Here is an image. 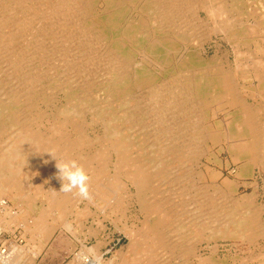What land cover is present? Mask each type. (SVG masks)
<instances>
[{
    "label": "rangeland",
    "instance_id": "obj_1",
    "mask_svg": "<svg viewBox=\"0 0 264 264\" xmlns=\"http://www.w3.org/2000/svg\"><path fill=\"white\" fill-rule=\"evenodd\" d=\"M1 1V3H0V6H1V8H0V24L1 25H3L2 24V21L3 20H1V18L3 19L4 18V16L7 14V17L5 16V18L4 19H6V20H16L18 17L21 19H19V20H16V21H18V24L21 26V24H24V20H22L23 18H24V16L25 15H23V14H26V13H20L19 11H16L17 9L19 10V8H21L22 6H20L19 4H23L24 6V8H23V12H28L26 15H28L29 13L32 15V14H35V13H33L32 12V10H33V8L35 7V6H37L38 4H37V2H39V0H37V2L35 1V0H27L25 3H22V0H15V1H13V0H0ZM13 1V2H12ZM18 1V2H17ZM19 1H21V2H19ZM32 1V2H31ZM53 1H55V0H53ZM51 2L50 0H47L46 2H48V4H46V5H56V4H59V0H56L57 2ZM97 1V2H96ZM111 0H89L88 2H85V4L87 5H84L83 6V8H84V10H83V12H81V13H78V15L77 16H75L76 15V13L73 15V16H75V17H77V20H76V18H75V21L73 22V18L74 17H71L72 18V20H71V23H73V24H71V25H57V24H59L60 23V19H58V17H59V15L57 14V13H55L54 15H55V18L58 20V21H56V19L55 18H53L54 17V15L52 14L51 16H50V19L49 18H47L46 20H45V22H44V24H43V22H41L42 20L40 19V16L39 15H35V17H33L32 18V16L29 14V17H30V20H31V23H30V25H29V28H30V30L28 31L27 29H25L24 31H22V29H21V33H20V30L17 32V31H15V34L16 33H20L22 36H23V33H27V34H25V36L26 35H29V36H27V37H22L20 34L18 35H15L14 37H15V40H14V42H12L13 44V46L14 47H12V46H10L11 48H13L14 49V51H13V49H12V52L11 51H9L10 49H9V47L8 46H5L4 44H0V77L1 76H5V77H1V79H0V110H2V111H0V113H1V115H0V131L1 130H3L0 134V137L2 138L3 136V138L1 139L0 138V157L2 156V154H4L5 153V151L7 150V148H8V146L13 142V140H14V138H12V135H13V137L17 134V132H18V130L16 129V125H14V123H12L11 122V120H10V118H9V116H8V114H10L9 113V111H6V113H5V107H7V106H9L10 107V111H18V106L20 107V110L22 111L23 110V112L21 113V118H23L21 121L23 122V123H28V125H30L29 127L31 128V129H34V130H37V131H39V132H45L46 130H47V128H51V126H54V124L58 121V124H60V123H62V125L61 126H59L60 127V131H59V133L60 132H63L64 134H67V135H69V134H71L72 132V130H71V128L72 127H70V126H72V124L74 123V122H76V123H78V124H80L81 126H82V128L81 129H83V130H81V132L83 133V134H85L86 136H87V138H89V139H95V138H98L97 136H99V138H100V140H105L104 138V132L103 131H105V129H106V127H110L112 124H110V122H109V119H122V120H120L119 122L120 123H123V125L122 126H124V127H121V129L123 128V130L124 129H127L128 127H130L127 131H126V133L128 134L129 133V135H130V142L133 140V142H135V140L137 139V138H139V140L137 141L136 140V142L139 144H137V146H135V149L133 150V152H132V156L131 157H136L137 155H139L138 157L140 158L141 157V159H143V158H145V157H148V156H150V153H152L153 154V151H155L156 149H157V147L159 146V145H162V139H163V141H165V142H169V137H167V135H170L171 134V132H168V134L167 135H163V134H160V131H159V129L156 127V124L157 123H155L156 121H157V117L152 113V114H147V112L145 111V110H143V109H145V108H147L146 106H145V108H144V106H143V103H144V99L143 98H148L149 96H150V94L154 91V88L153 87H156L157 85L158 86H161V85H165V87L163 86L162 88L164 89H170L171 91H172V93H173V95L174 96H176V97H178V99L179 100H181V103L182 104H180V101H179V105H180V107L182 106L183 107V109H185L184 110V115H185V117H184V119H182L181 117H177L178 115L176 114L175 115V113L173 114V113H171V112H168L166 115H168V116H166L167 118H168V121L166 122L169 126H168V129L169 130H171V128H172V126H171V124H173L174 123V120H175V118L174 117H176L177 119H176V123H179L180 122V120L181 121H183V122H185L184 124L182 123H180L181 125L179 126V128H180V131L184 134L183 136H180V134L182 135V133L180 132V133H177L178 132V129L176 130V128H175V126L172 128L173 129V131H174V134H176L175 136H177V135H179L178 136V138H184L183 140L182 139H178L177 141H175L176 142V144L178 145V146H180V144L182 145L181 147H183V148H185L188 144H189V142L187 141V140H190V142H191V144H190V147L189 148H186V150H187V152L189 153V154H192V153H194L193 155H195V157H198L197 158V162H198V164L199 165H201V163H202V167L203 166H206V168H207V172L209 173V175L207 174L206 176V179H207V181H208V184H210V186H211V188H214V187H216L217 188V186H221V183H226V187L224 188L225 189V194H220V196H219V194H217L216 192H213L212 191V189H211V196H213V197H215V199L217 200H221V198L223 199L224 197H225V199H226V201L228 202H230L231 201V199L232 198H238L239 199V197L240 198H242V197H244V196H249L250 194L249 193H252L251 194V196L254 198V201H255V204H257V207L258 206H260V208L261 209H263L264 207H262L263 205H264V173H262V172H264V169H262L261 167L259 168V165H260V163H258L259 165H257V167L254 165V164H252L250 167L251 168H249L248 169V167H247V169L245 170V168H243L244 166L243 165H245V163H246V161L248 160V159H246V156H242V158H241V156H235V154L233 153V149H232V144H230V143H232V141H234V140H229L228 138V140L229 141H227V139H226V137H228V136H226V134L228 133V130H227V126L226 125H228V123H231V121H232V123L235 121V122H237V123H239V121L238 120H240L241 118H240V115H241V113H239L238 114V112H240V110L238 109L237 110V108H235V107H233V106H229V105H226V104H222V105H220L219 106V104H218V102H216L217 100L218 101H220L221 100V98H216L217 97V95H218V97H220L221 95L223 96V95H225V94H223L224 93V91H223V88L220 86V83L218 82L219 81V79L223 76V74H226L227 72H228V74H229V72H230V74L229 75H231V78H234L235 76L237 77L238 76V78H234V79H231V81H234V83H237V84H234L233 82V84L235 85H233V87H234V90L236 91L235 93H237L240 97L239 98H241V100L242 101H245V103L246 104H252V105H254V106H256V104H257V106H259V105H261L262 103L264 104V94H259L260 92H264V38H263V36H264V1L263 0H248L247 1V3L246 4H241L242 5V7H240V8H237L236 9V12L237 13H240V16H238L240 19H241V24H243L244 26H247V27H250V26H255L256 27V29H255V32H251V33H248L247 35H246V33L244 32V31H235V33L233 32V34L232 35H225V34H222L221 35V33H223V32H220V31H218V28H220L221 26H223V24H221L220 22V18H212V20H211V17H208L207 15H206V13H205V11L204 10H199V11H195L194 9H193V11H191L192 9V7H191V5L189 6V5H187V8H189V9H187L186 8V6L185 5H183V9H182V12H184L185 11V13H183L182 15H180V16H170V18H173L172 20L169 18V17H165V19L168 21V23H170V24H168V29H169V32H167V33H163L160 29H161V26H159V25H157L156 23L157 22H155L154 20L156 19V16L158 15V14H154L153 12H156L157 13V11H155L154 10V0H112V2H110ZM115 1V2H114ZM196 2L197 1H199V0H195ZM249 1H251V2H249ZM263 1V2H262ZM8 2V3H7ZM10 2V3H9ZM36 2V4H35V6H33V4ZM45 2V3H46ZM73 2H75V1H73ZM95 2V3H94ZM127 2V3H126ZM131 2V3H130ZM195 2V3H196ZM228 2V0H225V3H227ZM229 2H230V0H229ZM257 2H260V3H258L257 4ZM261 2H262V4H261ZM18 3V4H17ZM31 3V4H30ZM90 3V4H89ZM104 3V4H103ZM113 3H114V5H113ZM116 3V4H115ZM129 3V4H128ZM141 3V4H140ZM143 3V4H142ZM150 3V4H149ZM214 3V2H213ZM257 5H256V4ZM5 4V5H4ZM17 4V5H16ZM25 4H27L28 5V7L29 6H31L32 7V9H31V7L30 8H28L27 7V5H25ZM84 4V3H83ZM107 4V5H106ZM109 4V5H108ZM137 4V5H136ZM145 4V5H144ZM13 5V6H12ZM15 5V6H14ZM18 5H19V7H18ZM52 5V6H53ZM131 5V6H130ZM247 5H249L248 6V8H247ZM251 5V6H250ZM255 5V6H254ZM262 6V9H261V6ZM4 6H5V9H4ZM93 6V7H92ZM103 6V7H102ZM106 6V7H105ZM130 6V7H129ZM133 6V7H132ZM138 8H136V7ZM142 8H141V7ZM147 6V7H146ZM150 6H151V8H150ZM189 6V7H188ZM245 6V7H244ZM257 6V7H256ZM13 7H15V8H13ZM27 7V8H26ZM95 7V8H94ZM112 7V8H111ZM119 7V8H118ZM143 7H146V9L145 8H143ZM148 7H149V10H148ZM251 7L252 8H254L255 9V12L256 13H254V9H251ZM258 7H260V8H258ZM86 8V9H85ZM90 8V9H89ZM105 8H107V9H105ZM111 8V9H110ZM124 8V9H123ZM128 8V9H127ZM184 8H186V9H184ZM243 8H245V9H243ZM4 9V10H3ZM9 9V10H8ZM28 9V10H27ZM91 9H93L94 11H92ZM110 11H109V10ZM151 9V10H150ZM7 10V11H6ZM27 10V11H26ZM31 10V11H30ZM60 10H61V12H63V8L61 9L60 8ZM104 10V11H103ZM118 10H120L119 12H118ZM145 10V11H144ZM249 10V11H248ZM261 10V11H260ZM9 11V12H8ZM30 11V12H29ZM91 12V14H90V12ZM101 11V12H100ZM115 11V12H114ZM141 11V12H140ZM152 11V12H151ZM242 11V12H241ZM263 11V12H262ZM92 12H94V13H92ZM97 12V13H96ZM104 12V13H103ZM118 12V13H117ZM121 12V13H120ZM190 12V13H189ZM193 12V13H192ZM247 12V13H246ZM262 12V13H261ZM10 15H9V14ZM12 13H17L16 15L14 14H12ZM83 13V14H82ZM85 13H86V15H85ZM103 13V14H102ZM106 13H108V14H106ZM120 13V14H119ZM125 13V14H124ZM136 13H138L137 15H136ZM142 13V14H141ZM152 13V14H151ZM187 13V14H186ZM197 13V15H195ZM261 13V14H260ZM102 14V15H101ZM128 14V15H127ZM141 14V15H140ZM147 15V16H144V15ZM190 14V15H189ZM194 14V15H193ZM198 14H199V16H198ZM204 14H205V16H204ZM247 14H248V16H247ZM253 14V15H252ZM254 14H256L255 16H254ZM257 14H259V15H257ZM3 15V16H2ZM17 15H19V16H17ZM98 15V16H97ZM104 15V16H103ZM119 15V16H118ZM140 15V16H139ZM150 15V16H149ZM152 15V16H151ZM189 15V16H188ZM193 15V16H192ZM246 15V16H245ZM252 16V18H250L251 16ZM261 15H263V16H261ZM17 18H16V17ZM22 16V17H21ZM82 18H81V17ZM91 16V17H90ZM100 16V17H99ZM114 18H113V17ZM137 16H138V18H137ZM142 16V17H141ZM190 16H192V17H190ZM204 16V17H203ZM54 19H52V18ZM64 17V19H65V16H62V18ZM78 17H80V19L78 18ZM84 17V18H83ZM102 17H104V18H102ZM116 17V18H115ZM140 17V18H139ZM144 17V18H143ZM158 17V16H157ZM199 18V20L197 19H195V18ZM206 17V18H205ZM238 17H236V18H232V19H238ZM242 17V18H241ZM248 17V18H247ZM260 17V18H259ZM60 18V17H59ZM89 18V19H88ZM106 18V19H105ZM109 18V20H107ZM113 18V19H112ZM125 18V19H124ZM133 20H132V19ZM134 18H136L135 19V22H134ZM146 18H149V19H146ZM191 18H194V20L193 19H191ZM203 20H202V19ZM245 18V19H244ZM257 18V19H256ZM263 18V19H262ZM38 20V25H37V20ZM49 19V20H48ZM85 19V20H84ZM112 19V20H111ZM116 19L118 20V21H116ZM128 19H130V20H128ZM137 19L139 20V21H137ZM143 21H142V20ZM158 19V18H157ZM156 19V20H157ZM177 19H179L178 21H176ZM185 19V20H184ZM200 19H201V21H200ZM209 19V20H208ZM216 21H215V20ZM32 20H34V21H32ZM39 20H40V22H41V24H40V22H39ZM79 20H80V23H79ZM83 20V21H82ZM90 20V21H89ZM97 22H96V21ZM103 20H104V22H103ZM108 21V22H105V21ZM141 20V21H140ZM147 20H149V22H146ZM196 20V21H195ZM214 20V21H213ZM239 20V19H238ZM246 20V21H245ZM50 21H51V23H54L53 25L50 23ZM95 22V23H93V22ZM111 21V22H110ZM136 21H137V23H136ZM180 21H182V22H180ZM188 21H193V22H197V27H192L191 25L189 26H187V28H186V26H185V22L187 23ZM202 21H206V22H202ZM208 21V22H207ZM255 21H257V22H255ZM260 21V22H259ZM20 22H21V24H20ZM33 22V23H32ZM35 22V23H34ZM56 22H58L57 24H56ZM90 22V23H89ZM115 22H116V24H115ZM118 22H120L119 24H118ZM135 24H134V23ZM139 22V23H138ZM143 23V25L141 24V23ZM152 22V23H151ZM182 23V24H180V23ZM184 22V23H183ZM198 22L200 23V24H198ZM217 22V23H216ZM235 22H237V21H235ZM74 23H75V25L77 26H75L74 25ZM78 23V24H77ZM84 23H85V25H84ZM87 23V24H86ZM99 23V24H98ZM132 23V24H131ZM154 23V24H153ZM177 23V24H176ZM178 23H179V25H178ZM202 23V24H201ZM214 23H215V26H214ZM238 23V22H237ZM250 23V24H249ZM256 25H255V24ZM260 24V26H259V24ZM79 24H81V25H79ZM94 26H93V25ZM104 24V25H103ZM111 26H110V25ZM131 24V25H130ZM145 24H146V26H145ZM149 24V25H148ZM207 24L209 25V26H207ZM0 25V34H1V31H2V28H4V25H3V27ZM35 25H37L38 26V28L37 29H35V30H32V29H34V26ZM41 26V28H39L40 26ZM47 25V26H46ZM53 26V28H52V26ZM72 25H74V26H72ZM78 25L80 26V29L78 28ZM87 25V26H86ZM106 25H108L109 27H107ZM113 25V26H112ZM123 25V26H122ZM129 25H130V27H129ZM162 25V24H161ZM170 25V26H169ZM182 25V27L183 28H186V30L185 29H183L182 27H180ZM204 26V29L202 28L203 26ZM249 25V26H248ZM20 26H18V27H20ZM51 26V27H50ZM58 26V27H57ZM82 26V27H81ZM92 26V27H91ZM104 26L105 27H107L108 29V31H110V32H108L107 30H106V28H104ZM118 26V27H117ZM127 28H126V27ZM134 28H133V27ZM145 26V27H144ZM148 26V29L146 28ZM151 26L152 27H154V28H151ZM166 26V25H165ZM201 26V27H200ZM206 26V27H205ZM211 26V27H210ZM213 26H214V28H216V31H214V32H208V35L206 34V36L208 37V39L207 40H205V42H204V47H202V45L199 47V45L197 44V43H195V41L197 42L198 40H199V38H200V36H201V32H205L206 30L208 31V30H210L211 28L213 29ZM2 27V28H1ZM42 27L43 28H51V29H53L54 30V28L55 29H60L61 28V30L63 31V33H65V32H68V33H65L66 35H70L71 37V39H70V42L69 43H71L70 44V46H69V48H65V47H67L66 45H65V43L62 41V42H60V40L57 38V37H59V36H61V35H59V36H57L55 39H49L50 37H49V35H48V32H44V30H42ZM64 27L66 28H69L68 30L71 32L70 34H69V31L68 30H64ZM73 27V28H72ZM90 28V29H88V28ZM103 28V31L101 30L102 28ZM114 27V28H113ZM209 27V28H208ZM260 27H261V29H260ZM263 27V28H262ZM16 28V27H12L11 29L12 30H14V29ZM32 28V29H31ZM35 28H36V26H35ZM76 28V29H75ZM85 28H86V30H85ZM99 28V29H98ZM113 28V29H112ZM123 28V29H122ZM131 28V29H130ZM133 28V29H132ZM140 28V29H139ZM146 28V29H145ZM172 28H174V29H172ZM190 28H192V29H190ZM198 28H200V29H198ZM9 29V28H8ZM72 29H73V31H72ZM98 31L97 33H96V31ZM121 29L122 30H124V31H122V32H126V33H122V34H120L121 33ZM143 29V30H142ZM150 29V30H149ZM182 29V30H181ZM197 29H198V32H197ZM203 29V30H202ZM259 29V30H258ZM36 30H38V31H36ZM40 30H42L41 32H43L42 34H41V32H40V34L38 35V33H39V31ZM47 30V29H46ZM78 30V31H77ZM85 30V31H84ZM92 30V31H91ZM119 30H120V32H119ZM137 30H139L138 32H137ZM141 30V31H140ZM150 32H149V31ZM176 30V31H175ZM191 30V31H190ZM257 30V31H256ZM9 32H8V36H12V34H11V31L10 30H8ZM34 31V32H33ZM82 31V32H81ZM102 33H101V32ZM154 31V32H153ZM159 31V32H158ZM182 31V32H181ZM207 31L205 32V33H207ZM84 32V33H83ZM89 32H91V33H89ZM109 34H108V33ZM118 32H119V34H118ZM130 32V33H129ZM137 32V33H136ZM141 32V33H140ZM148 32V33H147ZM177 32V34H175ZM195 32H197V33H195ZM237 32V33H236ZM256 32H258V33H256ZM260 32H262L261 33V37L259 36L260 35ZM62 33V32H61ZM60 33V34H61ZM72 33H74L73 35H71ZM76 33H77V35H76ZM83 33V34H82ZM88 33V34H87ZM108 34V36H107V34ZM113 33H116L115 35L113 34ZM134 33V34H133ZM151 33V34H150ZM170 33V34H169ZM172 33V34H171ZM180 33V34H179ZM213 33V34H212ZM219 33V34H218ZM241 33V34H240ZM243 33V34H242ZM254 33V34H253ZM257 34V36H256V34ZM48 35V36H45V35ZM82 34V35H81ZM85 34H87L86 36H85ZM100 34L102 35V37L100 36ZM131 34V35H130ZM167 35V37H166V35ZM209 34H211V35H209ZM218 34V35H217ZM235 34H237V35H235ZM41 35V36H40ZM78 35L80 36V37H78ZM91 35V36H90ZM94 35V36H93ZM97 35V36H96ZM119 35V36H118ZM123 37H122V36ZM130 35V36H129ZM160 35V36H159ZM200 35V36H199ZM202 35H203V33H202ZM251 35H253V36H251ZM39 36V37H38ZM87 36H89V38L87 37ZM106 36H107V38H109V39H107L106 38ZM128 38H127V37ZM141 36H143V37H141ZM151 36V37H150ZM157 36V37H156ZM162 36V37H161ZM169 36H174V37H170V38H168ZM183 36H185L186 38L184 39L183 38ZM191 36L192 37H195V38H191ZM245 36V37H244ZM21 37H22V41H20L21 40ZM33 37V39H31ZM37 37H38V39H37ZM91 37V38H90ZM93 37V38H92ZM99 37V38H98ZM122 37V38H121ZM150 37V38H149ZM153 37V38H152ZM156 37V38H155ZM163 37H166V38H163ZM197 37V38H196ZM210 37V38H209ZM225 37H227V38H225ZM239 37V38H238ZM242 39H241V38ZM257 37V38H256ZM24 38H27L28 40H23ZM42 38L44 39L43 41H42ZM59 38H61L62 39V37H59ZM72 38H74V39H72ZM80 38V39H79ZM83 38V39H82ZM88 38V39H87ZM112 38H117L116 40H117V42H118V44L117 43H115L116 42V40L114 39H112ZM175 38V39H174ZM191 38V39H190ZM219 38V39H218ZM226 40H225V39ZM232 38H233V40H232ZM238 38V39H237ZM244 38V39H243ZM247 38V39H246ZM259 38H260V40H259ZM18 39V40H17ZM31 39V40H30ZM36 39L38 40V43L36 42ZM49 39V40H48ZM84 40V41H82V40ZM85 39L87 40V41H90V42H86L85 41ZM92 39H94V40H92ZM120 39H122V41L120 40ZM124 39V40H123ZM150 39H159L158 41H160L162 44L163 43H165V44H163V45H167V44H170V45H167L168 46V49L170 50L169 52L168 51H166L165 49H163V48H161V46H159L158 44H156V45H154V46H152L151 44H150ZM164 39V40H163ZM168 39V41H170V42H172V44L171 43H169L168 41H166ZM189 41H188V40ZM193 39H195V40H193ZM210 39V40H209ZM253 39V40H252ZM53 40V41H52ZM74 40H75V42L76 43H80V44H77V45H75L76 43H73L74 42ZM109 40V41H108ZM110 40H111V42H110ZM113 40V41H112ZM128 40V41H127ZM129 40H130V42L132 43V46H130V44H129ZM133 40H135V41H133ZM149 40V41H148ZM162 40L164 41V42H162ZM172 40V41H171ZM175 40V41H174ZM178 40V41H177ZM182 40H183V42H182ZM227 40H228V43H227ZM230 40V41H229ZM244 40V41H243ZM249 40V41H248ZM27 41H28V43H27ZM40 41V42H39ZM60 43H59V42ZM72 41V42H71ZM78 41V42H77ZM82 41V42H81ZM95 43H94V42ZM146 41V42H145ZM191 41H193V42H191ZM212 41V42H211ZM225 41V42H224ZM243 43H242V42ZM253 41H254V43H253ZM261 43H260V42ZM19 42H21V43H19ZM25 42V43H24ZM50 42H52V43H54V45L51 43L50 45L51 46H53L52 48L49 46V43ZM58 44H57V43ZM96 42H99V43H97L96 44ZM122 44H121V43ZM125 42V43H124ZM134 42V43H133ZM148 42V43H147ZM173 42H175V43H173ZM176 42H178L177 44H176ZM208 42V43H207ZM213 42H214V44H213ZM239 42V43H238ZM245 42V43H244ZM252 42V43H251ZM20 44L19 45V49H21V52L20 51H18L17 49L18 48H16L17 46V44ZM35 43H37V45H40V46H38V47H40L38 50H37V46H36V44ZM44 43V45L45 46H43L42 44ZM48 44V45H46V44ZM82 43H85V45H81ZM107 43V44H106ZM145 43V44H144ZM190 43H191V45H190ZM216 43V44H215ZM242 45H241V44ZM251 43V44H250ZM26 44H27V46H26ZM28 44H30L29 46H28ZM32 44V45H31ZM34 44V45H33ZM93 44V45H92ZM95 44V45H94ZM102 44V45H101ZM116 46H115V45ZM120 44V45H119ZM129 44V45H128ZM135 46H134V45ZM150 44V45H149ZM174 44V45H173ZM179 44V45H178ZM207 44V45H206ZM232 44H234L233 46H232ZM4 45V46H3ZM22 45V46H21ZM59 45V46H58ZM71 45L73 46V47H71ZM75 45V46H74ZM91 46V49L89 48L90 46ZM100 45V46H99ZM104 45H106L105 47H104ZM109 45V46H108ZM174 47H173V46ZM195 45H196V47H195ZM237 45V46H236ZM244 45V46H243ZM255 45H256V47H255ZM2 46V47H1ZM41 46H43V49H41L42 47ZM61 46V47H60ZM64 47V50L65 49H68L70 52L69 53H65V51L62 49L63 47ZM83 46V47H85V50L86 51H88V50H91V51H88V52H93V50H94V52H96V53H94L95 54V56H97V57H99V56H101V57H99V59L100 60H102V61H100L98 64H99V66H98V64H95V66H89L88 64H87V62L86 61H83V60H85L86 58H85V53H82V52H80V48ZM96 47V48H93V47ZM119 46V47H118ZM130 46V47H129ZM139 48H138V47ZM192 46V47H191ZM198 46V47H197ZM216 46H218V47H216ZM230 46L232 47V48H230ZM234 46H236V47H234ZM250 46V47H249ZM5 47V48H4ZM53 50V52H52V50H50V48ZM58 47V49H56ZM75 47V48H74ZM80 47V48H79ZM87 47V48H86ZM116 47V48H115ZM136 47V48H135ZM142 47V48H141ZM171 47V48H170ZM176 47V48H175ZM177 47H178V49H177ZM208 47V48H207ZM252 47V48H251ZM9 50H8V49ZM31 48V50H29ZM79 48V49H78ZM92 48H93V50H92ZM99 48V49H98ZM100 48H101V50H100ZM103 48V49H102ZM108 48V49H107ZM119 48V49H118ZM131 48V49H130ZM151 48V49H150ZM153 48H154V50H153ZM173 48V49H172ZM175 48V49H174ZM219 48V49H218ZM222 50H221V49ZM229 48H230V50H229ZM233 48H236V49H233ZM238 48V49H237ZM248 48V49H247ZM259 48H263V49H259ZM1 49H3V50H1ZM7 49V50H6ZM15 49H16V51H15ZM32 49H34V50H32ZM54 49H56V50H54ZM60 49H62V50H60ZM96 49H98V51L100 52L101 51V55L99 54V52L96 50ZM104 49H106V51L104 50ZM111 49V50H110ZM126 49H128L127 51H125ZM149 49V50H148ZM172 49V50H171ZM198 49H199V51H198ZM205 50V52H204V50ZM215 49V50H214ZM233 49V50H232ZM243 49V50H242ZM245 49V50H244ZM4 50L5 51H7V52H5V53H7V55H5V54H3V52H4ZM27 50V51H26ZM36 50V51H35ZM60 50V51H59ZM135 52H134V51ZM144 50V51H143ZM189 50V51H188ZM195 51L194 53H193V51ZM213 50L215 51V52H213ZM236 50V51H235ZM238 50V51H237ZM249 50V52H250V50L252 51V52H250V54L247 52ZM25 51V52H24ZM34 53H33V52ZM57 51H58V53H57ZM71 51H74V52H71ZM103 51V52H102ZM119 51V52H118ZM139 52L138 53V55H137V52ZM140 51H143L142 53L140 52ZM188 51V52H187ZM192 51V52H191ZM227 51V52H226ZM232 51L234 52L233 54H232ZM261 51V52H260ZM17 52H19V53H17ZM36 52L37 53H39V54H37V56H36ZM43 53V56H41L42 55V53ZM49 52V53H48ZM64 52V53H63ZM77 52V53H76ZM98 52V53H97ZM126 52V53H125ZM128 52V53H127ZM172 52H173V54H172ZM197 52V53H196ZM204 52V53H203ZM218 52V53H217ZM223 52V53H222ZM226 52V53H225ZM258 52H260V53H258ZM9 53H17L19 56L20 55H27V57L25 58V56H20V57H18V58H16L18 61H20V63H18V64H16V65H14V64H9V61H10V57H8V54ZM23 53V54H22ZM49 54V55H47V54ZM54 53V54H53ZM72 53V54H71ZM131 53V54H130ZM193 53V54H192ZM214 53H216L215 55H214ZM239 53V54H238ZM262 53H263V55H262ZM58 54V55H57ZM62 54V55H61ZM68 54V58L66 57V56H64V55H67ZM112 54H114L113 56V58H111V65L112 66H108L107 64H105L106 63V59H107V61L108 60H110L109 58L110 57H112L111 55ZM143 54V55H142ZM145 54V55H144ZM155 54V55H154ZM171 54V55H170ZM184 54V55H183ZM195 54V55H194ZM199 54V55H198ZM224 54V55H223ZM228 56H227V55ZM236 54V55H235ZM247 54V55H246ZM254 54L256 55V56H254ZM3 55H4V58H3ZM33 55V56H32ZM56 56L57 55V57H54V56ZM74 55V56H73ZM77 55V56H76ZM84 55V56H83ZM117 55H118V57H117ZM169 57H168V56ZM190 55V56H189ZM234 57H233V56ZM241 55H242V57H243V59H242V57H241ZM261 55V56H260ZM5 56H6V58H5ZM39 56V57H38ZM50 56V57H49ZM53 56V57H52ZM60 56V57H59ZM71 56V57H70ZM79 56V57H78ZM84 58H83V57ZM104 56H105V59H104ZM108 56V57H107ZM110 56V57H109ZM146 56V57H145ZM156 58H155V57ZM173 56V57H172ZM194 56H196V58L198 59V60H196L195 59V57ZM199 56V57H198ZM202 56V57H201ZM205 56V57H204ZM207 56V57H206ZM220 56V57H219ZM1 57H2V60H1ZM22 57V59H20ZM49 57V58H48ZM53 59H52V58ZM59 57V58H58ZM66 57V58H65ZM76 57V59H77V63L76 62H74L76 59H74ZM80 59H78V58ZM118 58V61H120L121 62V64H123L122 66V68L120 67V76L122 77V80L121 81H118V79L117 78H121V77H119L118 75H117V68H114V66L116 65V63L115 62H117L118 63V61H117V58ZM153 59H152V58ZM171 57V58H170ZM184 57V58H183ZM186 57H188V58H186ZM216 58L217 60H213V58ZM226 57H227V59H228V61H226L227 59H226ZM256 58L257 59V61H255L256 59H252V58ZM42 58V59H41ZM47 60H46V59ZM62 58H64V59H70V61L71 62H69V61H64ZM147 58V59H146ZM173 58V59H172ZM192 58V59H191ZM193 58H194V60H193ZM201 58V59H200ZM207 58V59H206ZM210 58V59H209ZM234 58H236V60L234 59ZM239 58H240V60H239ZM263 58V59H262ZM4 59H5V61H4ZM26 59V60H25ZM30 59H31V61L32 60H34V61H32V62H30ZM36 59V60H35ZM44 59V60H43ZM58 60V61H55V60ZM115 59V60H114ZM120 59V60H119ZM133 59V60H132ZM145 59V60H144ZM202 59H203V61H202ZM209 59V60H208ZM225 59V60H224ZM234 60V62H233V60ZM6 60H8V61H6ZM40 60H41V62H40ZM49 60V61H48ZM50 60H52V61H50ZM61 60V61H60ZM63 60V61H62ZM136 62H135V61ZM141 60H142V62H141ZM148 60H149V62H150V64H149V62H148ZM188 60V61H187ZM193 60V61H192ZM200 60V61H199ZM207 60V61H206ZM231 60V61H230ZM242 60V61H241ZM247 60V61H246ZM21 61H25V62H27V64H25V62L23 63V62H21ZM113 61V62H112ZM133 61H134V63H133ZM140 61V62H139ZM179 61V62H178ZM185 62V64L184 63H182V62ZM202 61V62H201ZM225 61V62H224ZM244 61H246L245 63H244ZM3 62H5V64L3 63ZM28 62H30V63H28ZM44 62V63H43ZM54 62V63H53ZM59 62H60V65H59ZM66 62H68V64L66 63ZM78 62H79V64H78ZM84 62V63H83ZM105 62V63H104ZM124 62V63H123ZM178 62V63H177ZM188 62V63H187ZM198 62H200L199 64H198ZM216 62H218V63H216ZM229 62V63H228ZM244 63V65L243 64H241L240 65V63ZM257 62H258V64H257ZM21 63H23V64H21ZM50 63L51 64H54V65H51L50 66ZM64 63V64H63ZM73 63V64H72ZM76 63V64H75ZM158 63V64H157ZM172 63V64H171ZM203 65H202V64ZM21 64V65H20ZM30 64H31V67H30ZM34 64V65H33ZM42 64V65H41ZM44 64V65H43ZM50 66V68H49V66ZM63 64V65H62ZM75 64V65H74ZM84 64H86V65H84ZM101 64V65H100ZM102 64H103V66H102ZM129 64H132V66L134 65V67L132 68V69H130V67H132L131 65H130V67H129ZM145 64H146V66H145ZM176 64H177V67H176ZM213 64H217V66H215L216 68L214 69V67L212 66ZM225 64V65H224ZM228 64V65H227ZM237 66H236V65ZM251 64H256L255 66L254 65H251ZM33 65V66H32ZM65 65V66H64ZM74 65V66H73ZM79 65H81V66H79ZM171 65V66H170ZM173 65V66H172ZM181 65H182V68H181ZM185 65V66H184ZM187 65V66H186ZM189 65H191L190 67H189ZM207 65H208V67H207ZM211 65V66H210ZM220 65V66H219ZM249 67H247V66ZM7 66V67H6ZM9 66V67H8ZM18 66V67H17ZM20 66V67H19ZM59 66V67H58ZM69 68V70H68V68ZM80 67V68H78V67ZM82 66H87V68L86 67H82ZM97 66V67H96ZM104 66L106 67V68H104ZM168 66V67H167ZM202 66V68H200ZM234 66H236V67H238V68H236V67H234ZM252 66H254V67H252ZM263 66V67H262ZM5 67V68H4ZM15 67V68H14ZM25 67V68H24ZM26 67H27V69H26ZM56 67V68H55ZM63 67V68H62ZM73 67H76L75 69L73 68ZM90 67H91V70H90ZM115 67H117V66H115ZM159 67V68H158ZM164 67H166V68H164ZM174 67V68H173ZM185 67V68H184ZM186 67H187V69H186ZM193 67V68H192ZM206 67V68H205ZM213 67V68H212ZM221 67H223V68H221ZM245 67V68H244ZM2 68H4V69H2ZM11 68H14L13 70L11 69ZM17 68H19V69H17ZM23 68V69H22ZM36 68H40V70L41 71H39V70H37ZM47 70H49V71H47ZM83 68H84V70L85 71H83ZM89 68V70H87ZM93 68V69H92ZM97 68V69H96ZM109 68V69H108ZM138 68V69H137ZM140 68V69H139ZM196 70H195V69ZM199 68V69H198ZM234 68V69H233ZM22 69V70H21ZM33 69V70H32ZM35 69V70H34ZM44 71H43V70ZM67 69V70H66ZM94 69H95V71H94ZM98 69H100V70H98ZM111 69H112V71H111ZM116 70L115 72H113L114 70ZM164 69V70H163ZM172 69V70H171ZM190 69L192 70V73H191V71H190ZM193 69L196 71H193ZM218 71H217V70ZM219 69H221V70H219ZM255 69V70H254ZM2 70V71H1ZM7 70H9V71H7ZM32 72H31V71ZM36 70H37V72H36ZM52 72H51V71ZM75 70L76 71H79L78 72V75H77V73L75 72ZM98 72H97V71ZM110 70V71H109ZM124 70H126V73L124 72ZM162 70V71H161ZM175 70H177L176 72H175ZM204 71V73L201 71V74L198 72V71ZM210 70V71H209ZM222 70L223 71H225V72H222ZM230 70V71H229ZM233 70L235 71L234 73H235V76H234V74H233ZM236 70H238V71H236ZM246 70H248V71H246ZM14 71H16V73L14 74L13 72ZM19 71V72H18ZM25 71H28V72H26L25 73ZM61 71V72H60ZM82 73H81V72ZM89 73H88V72ZM100 71V72H99ZM123 71V72H122ZM143 71V73H141ZM185 71V72H184ZM189 71V72H188ZM208 71V72H207ZM240 71V72H239ZM254 71V72H253ZM258 72V74H257V72ZM261 71V72H260ZM2 72V73H1ZM10 74H9V73ZM12 72V73H11ZM22 72H24V73H22ZM43 72V73H42ZM44 72H46V73H44ZM73 72H74V74L75 75H77L76 77H74L73 75ZM87 72V73H86ZM91 72V73H90ZM105 72H109L108 73V75H107V73H105ZM110 72H111V74H110ZM113 72V73H112ZM168 72H170V74L168 73ZM178 72V73H177ZM197 72H198V74H197ZM206 72V73H205ZM210 72V73H209ZM216 72V73H215ZM219 72L222 74H219ZM237 72H239V74H237ZM246 72V73H245ZM37 73V74H36ZM51 73H53V75L55 76H52V74ZM65 73V74H64ZM71 73H72V75H71ZM87 75H86V74ZM123 73V74H122ZM135 76V78H136V76H138L139 78L140 77H143L144 75H150L151 74V76H149V81L150 82H152L151 84H152V86H151V84H150V82L149 83H147V87L146 88H144V87H142V88H138V87H136L135 86V82H136V80H135V78H134V76L132 75V74ZM153 73V74H152ZM175 73V74H174ZM188 73V74H187ZM194 73V74H193ZM208 73V74H207ZM244 73V74H243ZM250 73V74H249ZM21 74V75H20ZM43 74H45V75H43ZM48 74V75H47ZM68 74V75H67ZM84 74V76H82ZM90 76H89V75ZM131 74V75H130ZM173 74V75H172ZM178 74V75H177ZM203 74H205L204 76H203ZM212 74V75H211ZM215 74V75H214ZM233 74V75H232ZM242 74V75H241ZM247 76H246V75ZM14 75H16V76H14ZM39 75V76H38ZM65 75V76H64ZM180 75V76H179ZM200 75H202L203 77H201ZM206 75H207V79L205 80V77H206ZM217 75V76H216ZM243 75H245V76H243ZM249 75V76H248ZM15 78H14V77ZM18 76V77H17ZM27 76H29V77H27ZM73 76V77H72ZM79 76H81V77H83V78H81V77H79ZM115 76V77H114ZM123 76H125V77H123ZM132 76V77H131ZM153 76V77H152ZM196 76H198V77H196ZM233 76V77H232ZM241 76V77H240ZM24 77H26V78H24ZM43 77H44V79H43ZM46 77V78H45ZM59 77V78H58ZM79 78V80H78V78ZM91 77V78H90ZM129 77H131V78H129ZM151 77H152V80H151ZM157 77V78H156ZM168 77V78H167ZM190 77H191V79H190ZM196 77V78H195ZM244 77V78H243ZM255 77V78H254ZM9 78V80L7 81L6 79H8ZM27 78H29L28 80H27ZM68 78V79H67ZM105 78V79H104ZM159 78V79H158ZM179 78H181V80L179 79ZM211 78V80H209ZM215 78V79H214ZM218 78V79H217ZM252 78V79H251ZM20 79V80H19ZM23 79V80H22ZM31 79H33V81L31 80ZM36 79H38V81L36 80ZM47 79V80H46ZM167 79V80H166ZM173 81H172V80ZM191 81H190V80ZM251 79V80H250ZM1 80H3V81H1ZM4 80H6L5 82H4ZM10 80H12V81H10ZM17 80H19V81H17ZM25 80V81H24ZM64 80H66L65 82H64ZM81 80H84V82L86 81H88L86 84L84 83V82H82ZM131 80V82H129ZM133 80H135V81H133ZM154 80V81H153ZM179 80V81H178ZM187 80H188V82H187ZM240 80V81H239ZM10 81V82H9ZM29 81H31V82H33V83H31V82H29ZM63 81V82H62ZM74 81V82H73ZM115 81H117V82H115ZM164 81V82H163ZM170 81V82H169ZM173 83H172V82ZM211 83V81H212V83L210 84L209 82ZM247 83H246V82ZM14 82V83H13ZM62 82V83H61ZM79 82V83H78ZM82 82V83H81ZM129 82V83H128ZM154 82H155V84H154ZM162 82V83H161ZM182 82V83H181ZM185 82V83H184ZM191 82V83H190ZM196 84H195V83ZM240 82V83H239ZM258 82V83H257ZM261 82H263V85H262V83ZM18 83V84H17ZM72 83V84H71ZM84 83V84H83ZM128 85H127V84ZM135 83V84H134ZM158 83V84H157ZM161 83V84H160ZM168 83V84H167ZM170 83V84H169ZM192 83H194L195 85H193ZM206 83V84H205ZM216 83V84H215ZM260 83V84H259ZM4 84V85H3ZM14 84V85H13ZM29 84V85H28ZM31 84V85H30ZM38 84H39V86H38ZM45 84V85H44ZM57 84V85H56ZM64 86H63V85ZM71 84V85H70ZM106 84H107V86H106ZM124 84V85H123ZM157 84V85H156ZM192 84V85H191ZM198 84V86H196ZM207 84H209V85H207ZM2 85V86H1ZM11 85H12V87H11ZM17 85V86H16ZM19 85V86H18ZM35 85V86H34ZM67 85H68V87H67ZM81 85V86H80ZM123 85V86H122ZM132 85V86H131ZM200 85V86H199ZM216 85V86H215ZM218 85V86H217ZM260 86V88H261V90H260V88H259V86ZM4 86V87H3ZM16 86V89L14 88ZM28 86V87H27ZM37 86V87H36ZM50 86H52V87H50ZM83 86V87H82ZM115 86V87H114ZM135 86V87H134ZM188 86V87H187ZM193 86V87H192ZM243 86V87H242ZM253 88H252V87ZM262 86V87H261ZM2 87V88H1ZM8 87V88H7ZM11 87V88H10ZM23 87H26L25 89L23 88ZM34 87H36V88H34ZM107 87H108V89H107ZM114 87V88H113ZM121 87H122V89H121ZM134 87V88H133ZM171 87H173V88H171ZM185 87H186V89H185ZM240 87V88H239ZM247 87V88H246ZM258 87V88H257ZM58 88V89H57ZM85 88V89H84ZM99 88H100V90H99ZM148 88V89H147ZM214 88V89H213ZM221 88V89H220ZM242 88V89H241ZM263 88V89H262ZM5 89V90H4ZM11 89H12V91H11ZM22 89V90H21ZM24 89V90H23ZM90 89V90H89ZM115 89V90H114ZM117 89V90H116ZM119 89V90H118ZM125 89V90H124ZM184 89V90H183ZM194 89V90H193ZM211 89H213V90H211ZM244 89H246V90H244ZM253 89V90H252ZM21 90V91H20ZM37 90V91H36ZM39 90H41V91H39ZM44 90H46V92L49 94H47V93H44L43 91ZM49 90V91H48ZM122 90V91H121ZM129 90V91H128ZM146 90V91H145ZM181 90V91H180ZM242 90H244V91H242ZM259 90H260V92H259ZM263 90V91H262ZM3 91V92H2ZM23 91V92H22ZM84 91V92H83ZM218 91V92H217ZM13 92V93H12ZM20 92H22V93H20ZM32 92V93H31ZM35 92V93H34ZM39 92V93H38ZM56 92V93H55ZM67 92V93H66ZM76 93L75 95L73 94V93ZM127 92V93H126ZM141 92V93H140ZM144 92V93H143ZM148 92V93H147ZM192 92V93H191ZM193 92H195V94L193 93ZM209 92H211V93H209ZM215 92V93H214ZM223 92V93H222ZM251 92H253V94L251 93ZM256 92V93H255ZM16 95H15V94ZM41 93V94H40ZM43 93V94H42ZM56 94V97L54 96L53 97V94ZM66 93V94H65ZM93 93H94V96H93ZM96 93H98V94H96ZM107 93V94H106ZM119 93H121V94H119ZM129 93V94H128ZM197 93V94H196ZM252 95H250V94ZM257 93H258V95H257ZM26 94H29V95H26ZM31 94V95H30ZM44 94H45V96H44ZM54 94V95H55ZM60 94V95H59ZM88 94H90V95H88ZM103 94H104V96H103ZM106 94V95H105ZM125 94V95H124ZM138 94V95H137ZM141 94V95H140ZM189 94V95H188ZM210 96V98H209V96ZM254 94H255V96H254ZM19 95V96H18ZM39 95V96H38ZM42 95V96H41ZM74 95V96H73ZM112 95V96H111ZM117 95V96H116ZM123 97V98H120L121 96ZM192 95V96H191ZM199 95V96H198ZM208 97H207V96ZM216 95V97H214V96ZM246 95V96H245ZM8 96V97H7ZM14 96H16L18 99H17V102H18V106L16 105H10V100L14 97ZM36 96V97H35ZM47 96V97H46ZM91 96L93 97V98H91ZM97 96H99L100 98H98ZM103 96V98H101ZM107 98H106V97ZM110 96V97H109ZM140 96V97H139ZM143 96V97H142ZM195 96V98H193ZM204 96H205V98H204ZM259 96V97H258ZM262 96V97H261ZM3 97V98H2ZM22 97V98H21ZM42 97L44 98V99H42ZM78 97V98H77ZM128 99H127V98ZM180 97V98H179ZM203 97V98H202ZM212 97V98H211ZM254 97V99L252 100V98ZM29 98H30V100H29ZM37 100H36V99ZM52 98V99H51ZM63 98H65V99H63ZM68 98H70V99H68ZM83 98V99H82ZM120 98V99H119ZM184 98V99H183ZM190 98V100H188V99ZM207 98H209V100L208 101H206L207 100ZM214 98H216V99H214ZM5 99V100H4ZM23 99L24 100H26L25 102L23 101ZM31 99H33V101L35 102H33V101H31ZM41 99L43 100V101H41ZM51 99V100H50ZM99 99V100H98ZM101 99H104V100H101ZM109 99H110V101H109ZM186 99V100H185ZM203 101H202V100ZM204 99H205V102H204ZM210 99H212V100H210ZM259 99V100H258ZM260 99H261V101H260ZM263 99V100H262ZM2 100V101H1ZM7 100V101H6ZM44 100L46 101V103L44 102ZM50 100V101H49ZM56 100V101H55ZM64 100V101H63ZM70 100H72L73 101V106H74V109L73 110H71L70 109V106H67V101L69 102ZM92 100V101H91ZM95 100H97V101H95ZM112 100V101H111ZM42 102V103H40V102ZM59 101V102H58ZM78 101V102H77ZM138 101V102H137ZM186 101V102H185ZM195 101V105H193L194 103H191V102H194ZM197 101V102H196ZM199 101V102H198ZM200 101H201V103H200ZM212 101H214V102H212ZM255 101V102H254ZM30 102H33L34 104H32V103H30ZM36 102L38 103V104H36ZM43 102H44V104H43ZM71 102V101H70ZM105 103V104H103V103ZM111 102V103H110ZM120 102V103H119ZM128 102L130 103V104H128ZM136 102V103H135ZM209 102V103H208ZM254 102V103H253ZM261 104H260V103ZM5 103H6V105H5ZM29 103V104H28ZM48 103V105H46ZM51 103V104H50ZM60 103H61V105H60ZM75 103V104H74ZM85 103V104H84ZM101 103V104H100ZM132 103H133V105L134 106H131L132 105ZM142 103V104H141ZM191 103V104H190ZM198 103V104H197ZM204 103V104H203ZM208 103V105H206ZM54 104H55V106H54ZM71 104V105H72ZM80 104V105H79ZM96 104V105H95ZM98 104H100L99 105V107H98ZM104 106H103V105ZM117 104V106H115V105ZM190 105V108H191V111H189V110H187V108L189 107L188 105ZM197 104V105H196ZM210 104V105H209ZM259 104V105H258ZM27 105V106H26ZM29 105V106H28ZM36 107H38V109L37 108H34L35 106ZM52 105V106H51ZM102 105V107H100ZM111 105H113V107L111 106ZM137 105V106H136ZM204 107H203V106ZM39 106H41V107H39ZM48 106H50V108L48 107ZM115 106V107H114ZM188 106V107H187ZM194 106V107H193ZM207 106V107H206ZM210 106V107H209ZM224 106V107H223ZM228 106H229V108H228ZM29 107V108H28ZM59 107V108H58ZM65 107H67V108H65ZM134 107H137V108H140V110H141V112L142 113H144V116L142 115H140L141 117H139V114L138 113H136L137 111H135V109H137V108H135L134 109ZM166 107V108H165ZM164 108L166 109V111H168L167 109H169L167 106H165ZM184 107H186V108H184ZM196 107L198 108V110L199 111H194L195 109H196ZM213 107V109H211ZM215 107H216V110H215ZM227 107V108H226ZM3 108V109H2ZM22 108V109H21ZM45 108V109H44ZM53 108H54V110H53ZM83 108V109H82ZM114 108V109H113ZM207 108H209V109H207ZM235 108V109H234ZM29 109H30V111H29ZM40 109V110H39ZM41 109H43V110H41ZM50 109H51V111H50ZM56 109V110H55ZM59 109H60V111H59ZM206 109H207V111H206ZM223 109V111H221ZM226 109H227V111H226ZM4 110V111H3ZM33 112H32V111ZM34 110H36V111H34ZM38 110V111H37ZM108 110V111H107ZM131 110H132V112H131ZM139 110V111H140ZM193 110V111H192ZM220 110V111H219ZM43 111V112H42ZM104 111V112H103ZM115 111V112H114ZM133 111H134V113H133ZM174 111V110H173ZM203 111V112H202ZM236 111V112H235ZM29 112H31V114H29ZM35 112V113H34ZM46 112V113H45ZM65 112H66V115H65ZM174 112H176V111H174ZM187 112H189L188 114H187ZM194 112V113H193ZM206 112H207V114H206ZM212 112V113H211ZM234 113V115L232 114V113ZM52 113H53V115H52ZM63 113V114H62ZM89 113V114H88ZM91 113V114H90ZM123 113V114H122ZM140 113V112H139ZM192 113V114H191ZM202 113H204L202 116H201V114ZM39 114H41V115H39ZM56 116H55V115ZM59 114H61V115H59ZM93 114V115H92ZM119 114V115H118ZM170 114V115H169ZM172 114V115H171ZM195 114L197 115V114H199V116L200 117H203V119H202V121H200V119L198 118L199 116H195ZM227 114V115H226ZM238 114V115H237ZM6 115V116H5ZM36 115V116H35ZM63 115V116H62ZM65 115V116H64ZM80 115V116H79ZM117 115V116H116ZM151 115V116H150ZM182 115H183V113H182ZM206 115V116H205ZM30 116V117H29ZM32 116V117H31ZM39 116V117H38ZM41 116H43V117H41ZM48 116V117H47ZM68 116V117H67ZM86 116H87V118H86ZM94 116H95V118H94ZM147 116H148V119H147ZM179 116H181V114L179 115ZM235 116V117H234ZM2 117H4V118H2ZM36 117V118H35ZM37 117L39 118V119H37ZM55 117V118H54ZM57 117V118H56ZM61 117H63V118H66V120H64L63 118V120L61 119ZM79 117V118H78ZM85 119H84V118ZM88 117H89V119H88ZM91 117V118H90ZM109 117V118H108ZM134 117V118H133ZM173 117V118H172ZM193 117H196V118H193ZM223 117H224V119H223ZM233 117V118H232ZM73 118V119H72ZM76 118H78V119H76ZM81 118H82V120H81ZM94 118V119H93ZM155 119V121H153L152 119ZM169 118H171V119H169ZM179 118V119H178ZM189 118H192V120H188ZM230 118V119H229ZM261 118V120H264V115L261 117V116H259V119ZM263 118V119H262ZM27 119V120H26ZM29 119V120H28ZM31 119H34V120H32V122L30 121ZM36 119V120H35ZM48 119V120H47ZM91 119V120H90ZM97 119H98V121H97ZM103 119H105V120H103ZM131 119H134V120H131ZM188 121H187V120ZM207 121H206V120ZM235 119V120H234ZM238 119V120H237ZM51 120V121H50ZM81 122H80V121ZM94 120V121H93ZM149 120H150V122H149ZM152 120V121H151ZM186 120V121H185ZM193 120H194V124L192 123L193 122ZM195 120H197V121H195ZM83 121H84V123H83ZM146 121H147V123H146ZM198 121H200V123L198 122ZM203 121H205V122H203ZM218 121H220V122H218ZM223 121H225V122H223ZM44 122V123H43ZM60 122V123H59ZM72 124H71V123ZM80 122V123H79ZM91 122H93V123H91ZM171 122V123H170ZM198 123V125L199 126H196V124ZM2 123V124H1ZM6 123V124H5ZM8 123H11V124H8ZM50 123V124H49ZM87 123V124H86ZM91 123V124H90ZM129 124V126L127 125V124ZM189 123H191V126H189L190 124ZM216 123L218 124L219 123V127L221 128H218V127H216V129H215V127L214 126H217L216 125ZM222 125H221V124ZM13 124V125H12ZM44 124V125H43ZM66 124V125H65ZM145 124V126H143ZM152 124V125H151ZM155 124V125H154ZM2 125V126H1ZM3 125H6V127L4 126L3 127ZM38 125V126H37ZM49 125V126H48ZM65 125V126H64ZM91 125V126H90ZM126 125V126H125ZM140 125H142V126H140ZM204 125V126H203ZM206 125H207V127H206ZM209 125H211V126H209ZM14 126V127H13ZM31 126H33V128L31 127ZM35 126H37V128H35ZM67 126V127H66ZM80 126V127H81ZM90 126V127H89ZM92 126H94V127H92ZM131 126H134V127H131ZM183 126H185V128H187L186 129V131H182L183 129L185 130V128L183 127ZM203 126V127H202ZM8 127V128H7ZM39 127V128H38ZM44 127H46V128H44ZM112 127V126H111ZM202 128V130H201V128ZM3 128V129H2ZM7 128V129H6ZM13 128V129H12ZM42 128V129H41ZM87 128H89V129H87ZM92 128V129H91ZM157 128V129H156ZM183 128V129H182ZM212 128H214V129H212ZM223 128V129H222ZM91 129V130H90ZM138 129V130H137ZM153 129H155V130H153ZM190 129L192 130H195V132H190ZM205 129H207V130H205ZM211 129H212V131H211ZM42 130V131H41ZM44 130V131H43ZM70 130V131H69ZM91 131V132H88V131ZM107 130V129H106ZM150 130V131H149ZM198 130V131H197ZM201 130V132L204 134H206L207 133V135H209L207 138H204V139H202L201 140V143H204V144H202L201 145V143H200V141H199V143H198V140L195 138H193V137H195L194 136V133H195V135H197L198 134V132ZM217 130H218V132H217ZM221 130V131H220ZM6 131V132H5ZM93 131V132H92ZM172 131V132H173ZM189 133H188V132ZM207 131V132H206ZM142 132V133H141ZM147 132V133H146ZM184 132H186V133H184ZM210 134H209V133ZM213 132V133H212ZM221 132V133H220ZM4 133V134H3ZM96 133V134H95ZM135 133V135H133V134ZM149 133V134H148ZM224 135H223V134ZM102 134V135H101ZM190 134V135H189ZM192 134H193V136H192ZM212 134V135H211ZM217 134V135H216ZM9 135V136H8ZM95 135V136H94ZM152 135V136H151ZM173 134H171L170 136H172ZM187 135H189V137L187 136ZM218 135H220L219 137H218ZM155 136L157 137V138H155ZM159 136V137H158ZM167 138H166V137ZM210 136H215L216 138V140L215 141H212L211 139H209L210 138ZM224 136V137H223ZM7 137V138H6ZM57 137H58V135H57ZM94 137V138H93ZM104 137V138H103ZM147 139H146V138ZM187 137V138H186ZM221 137V138H220ZM223 137V138H222ZM140 138H143V139H140ZM155 138V139H154ZM220 138V139H219ZM236 138H239V137H237L236 136ZM8 139V140H7ZM132 139V140H131ZM146 139V140H145ZM186 139V140H185ZM3 140V141H2ZM109 140H111V146H112V142L114 141V137H112L111 136V139H109ZM109 140L107 141V142H105V144L107 145L106 147H102V151L104 150V151H106L107 152V150L105 149V148H107L108 147V144H109ZM128 140H129V138H128ZM4 141H6L5 142V146L6 147H4L3 145H4ZM139 141H141L142 143H140ZM186 141V142H185ZM194 141V142H193ZM203 141V142H202ZM225 141V142H224ZM8 142H10V144L8 143ZM154 142H155V144H154ZM179 142H181V143H179ZM182 142H184V143H182ZM213 142V143H212ZM214 142H215V144H214ZM216 142H218V143H216ZM147 143V144H146ZM171 143V142H170ZM7 144V145H6ZM9 144V145H8ZM141 144H142V146H141ZM184 144V145H183ZM193 144V145H192ZM195 144H197L196 146H195ZM199 144V145H198ZM154 145V146H153ZM156 145V146H155ZM192 145V146H191ZM92 145H83V147L82 146H79V147H74L73 149H72V152H71V154L70 155H72L73 157H75V159H77V154H76V152H83L84 151V149H86V147H88L84 152L85 153H94V150L95 151H97V150H101V147L99 146V145H97L96 147H91ZM199 146H202V149H201V151H204V152H198V150H200V148L201 147H199ZM227 146V147H226ZM92 149H91V148ZM99 147V148H98ZM144 147H146V148H144ZM193 147H195V148H193ZM196 147L198 148L199 147V149H196ZM6 148V149H5ZM80 148V149H79ZM90 148V149H89ZM155 148V149H154ZM191 148V150H189ZM203 148L205 149V150H203ZM222 148V149H221ZM79 149V150H78ZM139 149V152L137 151ZM145 149V150H144ZM194 149V150H193ZM196 149V150H195ZM3 150V151H2ZM90 150V151H89ZM136 150V151H135ZM146 150H148L147 152H145ZM219 150H220V152H219ZM228 150H230V152H228ZM262 150V155H263V157H264V150L263 149H261ZM75 151V152H74ZM89 151V152H88ZM2 152V153H1ZM4 152V153H3ZM7 152V151H6ZM137 152V153H136ZM145 152V153H144ZM149 152V153H148ZM197 154H196V153ZM75 153V154H74ZM136 153V154H135ZM140 153V154H139ZM147 153V154H146ZM207 153V154H206ZM229 153V154H228ZM232 153V154H231ZM127 155H128V153H127ZM202 155V156H201ZM232 155V156H231ZM129 157H130V155H128ZM143 156H145V157H143ZM199 157H200V159H199ZM202 157V158H201ZM205 157L207 158L206 159V161H205ZM245 157V158H244ZM57 159H59V160H61V156L59 155V156H57L56 157ZM235 158L237 159V160H235ZM202 159H204V160H202ZM209 159V160H208ZM230 159V160H229ZM115 160V158L114 157H112L111 158V162H115L114 161ZM208 160V161H207ZM212 160V161H211ZM210 161V162H209ZM217 161V162H216ZM244 161V162H243ZM33 161H31L30 162V164H29V167H27L25 170H23L22 172H21V174H20V180L21 181H23L22 182V184L20 183V185H21V187H22V190H23V194H24V200H22V201H20V202H18V204H16V203H14L10 198H8L7 196H3V197H1L2 199H0V217L4 220L5 219V221H6V219L7 220H9L11 217H17L19 214H20V212H21V210H22V213H23V215H25L24 214V212H25V209H26V207L27 208H29V210L31 209V211H29L30 213H32V214H30V213H28V214H26L25 215V218H23L24 216H22V218L23 219H25L24 220V222L25 221H28V220H31V218H34V216H35V214L36 213H38L39 214V212H44L45 213V215H46V221L49 223V224H53V223H55V222H57L58 220V213H56L59 209H62V210H64V208H65V210L67 209V213H65V215L63 216V218H64V221L66 222V223H69V228H64L63 226H61V227H59V226H57V225H55L54 226V228L55 227H59V228H57L55 231H54V233L51 235V237L47 240V242H42V243H40V240H39V238L37 237H35L36 235H34V233L32 232V231H29V227L28 228H24V225L22 226V225H17V224H15L14 222L13 223H11V225L12 226H7V225H3V224H1L0 226H1V235H0V243H4L5 244V246H6V248H9L8 250H7V253L9 252V254H12L13 253V251H14V249H17L18 248V250L20 251L21 249V251H22V253L25 255L27 252H30V253H32V251L34 250L33 249V246H37V247H39L40 245H41V247H42V249H40V251H39V253L37 254V256H36V258L33 260V264H38L39 262H41L42 260L43 261H45V264H67V263H70L71 261H73L74 259H76L75 257H78V258H80V260H82L84 263L87 261H89V260H91V261H94V263H98L99 261L100 262H102L103 264L105 263V264H107V263H111V261L112 262H116V264H141L140 262H137V260H138V255H136V254H138L139 253V250L138 249H136V250H130V249H127V245L129 244V241H128V239H129V237H128V235L126 234V229H129V228H131L133 225H134V227H132V229L133 228H135L136 229V227H140V225H141V222L144 220V215L142 214V212H138L139 211V206H138V204H136L137 202H136V200L134 199L133 200V198L134 197H130V192L128 191V180L124 177V175H125V171H124V169H123V167L122 166H118V168L116 169V172L119 174V175H121L120 177L118 176V177H114V179H112L111 178V181H110V177H109V175H108V172L106 173V174H104V176H105V180L104 179H102V181H100V188L98 189L100 192L102 191V192H104V194H106V195H102V196H96V195H94V194H91V199H87V200H84V199H79V197L78 196H76L74 193H67L73 200H72V202H71V204H70V206L69 207H67L68 205H65L64 204V202H63V200H61V205H59V207L58 208H56V209H52V211L50 210L51 208H50V205L46 202V191L49 189V190H60V188H61V181L60 180H58V178H57V169H56V161L54 162L55 163V165L54 166H52V165H50L49 166V168L47 167V166H45V167H43L42 165H39L38 163H36V162H33ZM242 162V163H241ZM92 164H93V166H92ZM237 164V165H236ZM241 164H242V166H241ZM96 165V163L95 162H91V167H94ZM240 165V166H239ZM35 166H37L36 168H35ZM40 166H42V167H40ZM110 166V164H108V168H110L109 167ZM39 167V168H38ZM53 167H55V168H53ZM241 167V168H240ZM44 168V169H43ZM122 168V170L120 171V169ZM239 168V169H238ZM41 169V170H40ZM46 169V170H45ZM53 171H52V170ZM56 169V170H55ZM202 169H204V167L202 168ZM251 169V170H250ZM260 169H262L261 171H260ZM35 170H37V172L35 171ZM45 170V171H44ZM108 170H110V169H108ZM210 170H211V172H210ZM214 170V171H213ZM240 170H241V172H240ZM250 170V171H249ZM43 171V172H42ZM113 170H112V167H111V172H112ZM38 172H39V174H38ZM46 172V173H45ZM56 172V173H55ZM87 172H88V174L90 175V171L89 170H87ZM246 172V173H245ZM249 174H248V173ZM29 173H30V175H29ZM34 173H36V174H34ZM43 173V174H42ZM55 173V174H54ZM213 173H215V175L213 174ZM237 173H238V175H237ZM242 175H240V174ZM243 173V174H242ZM33 174V175H32ZM54 174V175H53ZM247 174V175H246ZM26 175V176H25ZM37 175V176H36ZM40 175H42V176H40L41 178L40 179H38L37 177H39ZM49 175V176H48ZM213 175V176H212ZM219 175V176H218ZM24 176V177H23ZM210 176V177H209ZM240 176V177H239ZM244 176V177H243ZM245 176H247V177H245ZM261 176V177H260ZM44 177H46V178H44ZM49 177V178H48ZM56 177V178H55ZM219 177V178H218ZM25 179V181H24V179ZM27 178H29V179H27ZM42 178H44V180L42 179ZM211 178V179H210ZM28 181H27V180ZM48 179V180H47ZM236 179V180H235ZM41 180H43V181H41ZM220 180V181H219ZM226 180V181H225ZM41 181V182H40ZM54 181V182H53ZM160 181V182H159ZM237 181V182H236ZM34 182V183H33ZM104 182V183H103ZM159 182V183H158ZM220 182V183H219ZM103 183V184H102ZM120 183V184H119ZM127 183V184H126ZM152 183H154L153 184V186L155 185V183H156V181L154 182H152ZM215 183H216V186H215ZM231 183H234V185L233 184H231ZM32 186H31V185ZM48 184V185H47ZM93 183H90V187H94L95 186V184H93ZM118 184V185H117ZM26 185H28V187H26ZM116 185V186H115ZM121 185V186H120ZM161 185H163L162 186V188L164 189V191H166V193H165V195H166V199H168V201L171 203V201H175L174 200V196H172V194H173V191L172 190H174V187H169L168 188V186H166V185H164V183H163V181L161 182V180H158L157 181V184L155 185L156 187H155V189L157 188L158 190H159V188L161 187ZM214 185V186H213ZM227 185H231L230 187L229 186H227ZM233 185V186H232ZM37 186H38V188H37ZM55 186V187H54ZM110 186V187H109ZM114 186V187H113ZM165 186V187H164ZM213 186V187H212ZM237 186V187H236ZM59 187V188H58ZM106 187V188H105ZM117 187H119V188H117ZM107 188H111L110 190L109 189H107ZM168 188V189H167ZM228 188H230V190L228 189ZM45 189H47V190H45ZM123 189V190H122ZM234 189V190H233ZM27 190V191H26ZM117 190V191H116ZM122 190V191H121ZM169 192H168V191ZM227 190H229L228 191V193H227ZM232 190H233V193H232ZM28 192V193H26V192ZM91 192V191H90ZM125 192V193H124ZM172 192V193H171ZM236 192V193H235ZM254 192V193H253ZM115 193V194H114ZM126 195V197H125V195ZM28 194V195H27ZM37 194V195H36ZM38 194H41V196L40 195H38ZM66 194V193H65ZM65 194H64V197L66 198V196H65ZM217 194V195H216ZM228 194H231V196H229ZM245 194H247V195H245ZM258 194V195H257ZM36 195V196H35ZM44 195V196H43ZM112 195H115V197L114 196H112ZM123 195H124V197H123ZM128 195H129V197H128ZM222 195V196H221ZM224 195H226V196H224ZM37 196H39V197H37ZM117 196V197H116ZM169 196H170V198H169ZM217 196H218V198H217ZM44 197V199H45V201H44V199H42ZM99 197V198H98ZM111 197V198H110ZM128 197V198H127ZM230 197H231V199H230ZM258 197V198H257ZM75 198H77L76 199V202H75ZM113 199V198H115V199H113V200H110V199ZM123 198V199H122ZM127 198V199H126ZM38 199V200H37ZM95 199V200H94ZM128 199H129V201H128ZM131 199V200H130ZM171 199V200H170ZM233 199V200H234ZM26 200H28V201H26ZM35 200V201H34ZM124 200H126V201H124ZM25 201V202H24ZM42 201V202H41ZM93 201V202H92ZM102 201V202H101ZM112 201V202H111ZM117 201V202H116ZM21 202H22V204H21ZM95 202V203H94ZM123 202V203H122ZM128 202V203H127ZM132 202V203H131ZM222 202V201H221ZM228 202V203H229ZM13 203V204H12ZM74 203H75V205H74ZM90 203H92V204H90ZM109 203V204H108ZM114 203V204H113ZM64 204V205H63ZM108 204V205H107ZM113 204V205H112ZM172 204V203H171ZM259 204V205H258ZM263 204V205H262ZM42 206V207H40V206ZM107 205V206H106ZM262 205V206H261ZM31 206V207H30ZM103 206V207H102ZM137 206V207H136ZM110 207V208H109ZM168 207H169V210L170 211H173V212H176V210L174 209V207L172 206H170V205H168ZM33 208V209H32ZM69 208L71 209V211L73 210V211H75V210H77V208L78 209H80V211H84V212H81V213H83V214H81L80 213V215H75L74 213L72 214V215H70V212L71 211H69ZM76 208V209H75ZM114 208V209H113ZM137 208V209H136ZM172 210H171V209ZM7 209V210H6ZM34 209H36V210H34ZM9 210V211H8ZM45 210V211H44ZM86 210V211H85ZM8 211V212H7ZM35 211H37V212H35ZM5 213V215H3ZM27 213V212H26ZM138 215H137V214ZM139 213H140V215H139ZM177 213V212H176ZM180 213V212H179ZM11 214V215H10ZM18 214V215H17ZM38 214H36V215H38ZM66 214L68 215V216H66ZM70 215V216H69ZM134 215V216H133ZM187 216H188V214H186ZM5 216V217H4ZM33 216V217H32ZM72 216V217H71ZM82 216V217H81ZM138 216V217H137ZM174 216V215H173ZM173 216H172V218H173ZM176 216V215H175ZM182 216V215H181ZM7 217V218H6ZM36 217V216H35ZM76 217V218H75ZM131 217V218H130ZM153 217V216H152ZM211 217H214L213 215H211ZM264 210H263V213L261 214V216H260V219H259V221H261V219H262V221L260 222L261 223V225H260V228L263 230V233L262 232H260V230L259 229H257V231L255 232V236H254V241H253V239L251 238V240H249V241H247L246 239H245V241H244V239L243 240H240V237L238 238V237H235V236H231L230 234H229V236L227 235L226 237H225V235L224 236H221V237H223L221 240H220V236H217L216 238H215V236L213 237H211L213 240H214V242H212L213 240L211 239V240H208V242L206 243V244H200L199 242L198 243H195V242H197L198 241V239H196L193 235H192V233H189V235L190 236H188V238L187 239H185L184 238V241H185V243H184V247H185V250H186V247L187 246H192L193 247V254H190V255H188V254H184V247H183V250L181 251L180 250V252H179V250L178 249H171L170 247H168V248H166V249H164V248H158V247H154L153 249H152V254H153V261H155L153 264H159L158 262L160 261V264H161V262H162V264H177L178 262L180 263V264H198V259H197V256H199L200 254H202V255H205L207 258H208V260H209V262H207V264H231L232 262V264H257L258 262V264H264V251L262 250V249H264L263 247H264V237H263V235L262 234H264ZM133 218H135V219H133ZM171 218V222L167 225V227H169V226H171V227H169V229L168 228H166V233L168 234V235H170V233H174V231H172L173 229L172 228H174V226L175 225H177L176 224V222H175V219L173 218L172 219ZM128 219V220H127ZM141 219V220H140ZM182 221H184L185 219H187L186 217H183L182 216ZM67 220V221H66ZM127 220V221H126ZM140 220V221H139ZM4 222V221H3ZM137 222V223H136ZM140 222V223H139ZM125 225H124V224ZM263 223V224H262ZM20 224V223H19ZM175 224V225H174ZM122 225V226H121ZM128 225V226H127ZM4 226V227H3ZM15 226V227H14ZM123 226H125L124 227V229L122 228ZM123 230H121V229ZM167 229H168V231H167ZM187 230V229H186ZM14 231V232H13ZM29 235H27V234ZM32 233V234H31ZM258 233V234H257ZM262 235H260V234ZM167 235V236H168ZM173 237H174V235L173 234H171ZM14 236H17V238L18 239H14L13 237ZM172 236H169L168 238L170 239V237H171V239L173 238ZM231 236V237H230ZM257 236V237H256ZM29 237V238H28ZM128 237V238H127ZM192 237V238H191ZM194 237V238H193ZM259 237H261V238H259ZM263 237V238H262ZM219 238V239H218ZM61 239H63V240H66L67 241V243H68V247H69V257L67 258V259H59V257H55V252H57L58 251V248H59V241L61 240ZM170 239V240H171ZM190 239V240H189ZM242 239V238H241ZM172 240H175V238H173ZM188 240V241H187ZM193 241V242H192ZM244 241V242H243ZM251 241V242H250ZM35 242V243H34ZM192 242V243H191ZM249 244H248V243ZM254 242H255V244H254ZM189 243V244H188ZM191 243V244H190ZM195 243V244H194ZM216 243V244H215ZM187 244V245H186ZM212 246H211V245ZM251 244V245H250ZM145 245H148L147 243L145 244ZM186 245V246H185ZM195 245V246H194ZM203 245L205 246V249H204V247H203ZM254 245V246H253ZM258 245V246H257ZM261 245V246H260ZM32 247V248H30V247ZM84 246V247H83ZM95 246H97V247H99V246H103V248H102V250L101 251H98L97 250V254H101L102 253V255H103V257L102 258H100V260H98L97 258L100 256V254H99V256L98 255H96V254H91V253H88V249H90L91 247H95ZM109 246H112L113 247V252H111V253H109V254H105L104 252L106 251V249L109 247ZM126 246V247H125ZM206 246H207V248H206ZM209 246V247H208ZM249 246V247H248ZM251 246H253V247H251ZM258 247L257 249H256V247ZM260 246V247H259ZM28 247V248H27ZM53 248V251L51 252V250H50V248ZM203 247V248H202ZM251 247V248H250ZM13 248V249H12ZM20 248V249H19ZM30 248V249H29ZM248 248H250V249H248ZM254 248V249H253ZM29 249V250H28ZM32 249V250H31ZM122 249V250H121ZM158 249V250H157ZM160 249V250H159ZM164 249V251H162ZM168 249V250H167ZM200 249V250H199ZM252 249V250H251ZM11 250H13V251H11ZM24 250V251H23ZM125 250V251H124ZM166 250V251H165ZM172 250H175V251H172ZM178 250V251H177ZM208 250V251H207ZM253 250H255V251H253ZM259 250V251H258ZM27 251V252H26ZM55 251V252H54ZM79 251V252H78ZM83 251V252H82ZM123 251H124V253H123ZM160 251H162L161 253H160ZM178 252V254L176 255L175 253H177ZM212 251H214V252H212ZM216 251V252H215ZM263 251V252H262ZM26 252V253H25ZM122 252V253H121ZM130 252V253H129ZM169 252H171L170 254H169ZM205 252V253H204ZM236 252H237V254H236ZM242 252H244V253H241ZM247 252H248V254H247ZM258 252V253H257ZM158 253H160V254H158ZM197 253V254H196ZM214 253V254H213ZM8 254V255H9ZM166 254V255H165ZM174 254V255H173ZM235 254V255H234ZM248 256V257H250V258H248L246 255ZM255 254V255H254ZM77 255V256H76ZM116 256V258L118 259V261H117V259H115V258H113L112 256ZM122 255V256H121ZM136 255V256H135ZM184 255V256H183ZM240 255H241V257H240ZM54 256V257H53ZM98 256V257H97ZM158 256H159V259H158ZM165 258H164V257ZM168 256H170V257H168ZM175 256H177V257H175ZM190 256V257H189ZM239 256V257H238ZM120 257V258H119ZM192 257H193V259H192ZM194 257H196V258H194ZM232 257H235V258H232ZM254 257V258H253ZM56 258V259H55ZM94 258V259H93ZM95 258H96V260H95ZM123 258V259H122ZM129 258V259H128ZM164 258V259H163ZM168 258H170L169 260H168ZM184 258V259H183ZM188 258V259H187ZM213 258V259H212ZM256 258V259H255ZM102 259V260H101ZM159 260V261H156V260ZM178 259V260H177ZM195 259V260H194ZM228 259V260H227ZM232 259V260H231ZM243 259V260H242ZM261 259V260H260ZM104 260V261H103ZM167 262H166V261ZM171 260V261H170ZM185 260H186V262H187V260H188V262L186 263L185 262ZM197 260V261H196ZM210 260H212V261H210ZM53 261H54V263H53ZM56 261V262H55ZM77 261H78V259H77ZM76 261V262H77ZM109 261V262H108ZM134 261V262H133ZM164 261V262H163ZM174 261H175V263H174ZM178 261V262H177ZM190 261V262H189ZM215 261V262H214ZM260 261H262V262H260ZM75 264H76V262L75 261H73ZM83 262H80L81 264H84ZM90 262V261H89ZM177 262V263H176ZM235 262V263H234ZM243 262H245V263H243ZM247 262V263H246ZM252 262V263H251ZM257 262V263H256ZM31 263V264H32Z\"/></svg>",
    "mask_w": 264,
    "mask_h": 264
},
{
    "label": "bare ground",
    "instance_id": "obj_2",
    "mask_svg": "<svg viewBox=\"0 0 264 264\" xmlns=\"http://www.w3.org/2000/svg\"><path fill=\"white\" fill-rule=\"evenodd\" d=\"M13 1H15V0H13ZM12 1V2H13ZM27 0H22V3H25ZM30 1V0H29ZM36 2H37V0H35ZM47 0H39V2H37V6H35V4H36V2L33 4V6H35L34 8H33V10H32V12L33 13H35V14H30L31 16H32V18L33 17H35V15H39L40 16V19L42 20L41 22H43V24H44V22H45V20L47 19V18H49L50 19V16L53 14H55V13H57L58 15H59V17H58V19H60L59 21H60V23L59 24H57L58 22H56V24L57 25H71V24H73V23H71V20H72V18L71 17H74L73 19V22L75 21V18H76V20H77V17H75V16H77L78 15V13H81V12H83V10H84V8H83V6L84 5H86L85 4V2H88L89 0H59V4H50V5H46V4H48V2H46ZM51 2L53 1V0H50ZM73 1H75V2H73ZM117 1V0H116ZM124 1V0H123ZM143 1V0H142ZM151 1V0H150ZM247 1L248 0H230V2H229V0H228V2L227 3H225V0H199V1H195V0H154L153 2H154V10L155 11H157V13L156 12H153L154 14H158L157 16H156V19L154 20L155 22H157L156 24L157 25H159V26H161V31L163 32V33H167V32H169V27H168V24H170V23H168V21L165 19V17H169L170 18V16H180V15H182L183 13H185V11L184 12H182V9H183V5H185L186 6V8H187V5H191V11H193V9L195 10V11H199V10H204L205 11V13H206V15L208 16V17H211V20H212V18H220L221 20V24H223V26H221L220 28H218V31H220V32H223V33H221V35L222 34H225L226 36L227 35H232L233 34V32L235 33V31H244L245 33H246V35L248 34V33H251V32H255V29H256V27L253 25V26H250V27H247V26H244L243 24H241V19L238 17V16H240V13H237L236 12V9L237 8H240V7H242V5L241 4H246L247 3ZM254 1V0H253ZM256 1V0H255ZM264 1V0H263ZM262 1V2H263ZM18 2V1H17ZM19 2H21V1H19ZM32 2V1H31ZM46 2V3H45ZM54 3L55 2H57L56 0L55 1H53ZM97 2V1H96ZM110 2H112V0L110 1ZM115 2V1H114ZM118 2V1H117ZM196 2V3H195ZM214 2V3H213ZM249 2H251V1H249ZM262 2H261V4H262ZM0 3H1V1H0ZM8 3V2H7ZM10 3V2H9ZM84 3V4H83ZM95 3V2H94ZM127 3V2H126ZM131 3V2H130ZM252 3V2H251ZM258 3H260V2H257V4ZM18 4V3H17ZM16 4V5H17ZM31 4V3H30ZM90 4V3H89ZM104 4V3H103ZM116 4V3H115ZM129 4V3H128ZM141 4V3H140ZM143 4V3H142ZM150 4V3H149ZM243 4V5H244ZM256 4V3H255ZM256 4V5H257ZM5 5V4H4ZM20 6H22L21 8H19V10L17 9L16 11H19L20 13H28V12H23V4H19ZM19 5H18V7H19ZM25 5H27V4H25ZM88 5V4H87ZM86 5V6H87ZM107 5V4H106ZM109 5V4H108ZM113 5H114V3H113ZM137 5V4H136ZM145 5V4H144ZM263 5V4H262ZM2 6V5H1ZM1 6H0V8H1ZM13 6V5H12ZM15 6V5H14ZM32 6V5H31ZM31 6H29L28 7V5H27V7L28 8H30ZM131 6V5H130ZM129 6V7H130ZM188 6V7H189ZM248 6L249 5H247V8H248ZM251 6V5H250ZM255 6V5H254ZM261 6V5H260ZM26 7V8H27ZM93 7V6H92ZM103 7V6H102ZM106 7V6H105ZM133 7V6H132ZM136 7V6H135ZM141 7V6H140ZM147 7V6H146ZM146 7H143V8H145L146 9ZM245 7V6H244ZM257 7V6H256ZM13 8H15V7H13ZM60 8L62 9L63 8V12H61V10H60ZM95 8V7H94ZM112 8V7H111ZM110 8V9H111ZM119 8V7H118ZM137 8V7H136ZM142 8V7H141ZM150 8H151V6H150ZM186 8H184V9H186ZM258 8H260V7H258ZM264 8V7H263ZM4 9H5V6H4ZM3 9V10H4ZM31 9H32V7H31ZM86 9V8H85ZM90 9V8H89ZM105 9H107V8H105ZM124 9V8H123ZM128 9V8H127ZM138 9V8H137ZM187 9H189V8H187ZM243 9H245V8H243ZM251 9H254V8H252L251 7ZM261 9H262V6H261ZM9 10V9H8ZM28 10V9H27ZM26 10V11H27ZM92 11H94L93 9H91ZM109 10V9H108ZM148 10H149V7H148ZM151 10V9H150ZM7 11V10H6ZM31 11V10H30ZM29 11V12H30ZM104 11V10H103ZM110 11V10H109ZM120 10H118V12H119ZM145 11V10H144ZM249 11V10H248ZM254 11V13H256L255 12V9L253 10ZM261 11V10H260ZM264 11V10H263ZM262 11V12H263ZM9 12V11H8ZM90 12V11H89ZM101 12V11H100ZM115 12V11H114ZM117 12V13H118ZM141 12V11H140ZM152 12V11H151ZM200 12V11H199ZM242 12V11H241ZM261 12V13H262ZM76 13V15L75 16H73L74 14ZM92 13H94V12H92ZM97 13V12H96ZM104 13V12H103ZM102 13V14H103ZM121 13V12H120ZM119 13V14H120ZM190 13V12H189ZM193 13V12H192ZM247 13V12H246ZM260 13V14H261ZM9 14V13H8ZM13 15L15 14V13H12ZM17 14V13H16ZM15 14V15H16ZM26 14H23V15H25L24 16V18L22 19V20H24V24H21V22H20V24H21V26L18 24V21H16V20H19L20 18L18 17H16L17 19L16 20H6V19H4L5 18V16L7 17V14L4 16V18L2 19L1 18V20H3L2 21V24L4 25V28H2L3 27V25H1L2 27V31H1V34H0V44L2 43V44H4L5 46H8L9 47V49L11 48L10 46H12V47H14L13 45V43L12 42H14V40H15V35H17L18 33H16L15 34V31H19L20 30V33H21V29H22V31H24L25 29H29L30 30V28H29V25H30V23H31V20H30V17H29V14L28 15H26ZM83 14V13H82ZM90 14H91V12H90ZM101 14V15H102ZM106 14H108V13H106ZM125 14V13H124ZM138 13H136V15H137ZM142 14V13H141ZM140 14V15H141ZM152 14V13H151ZM187 14V13H186ZM10 15V14H9ZM85 15H86V13H85ZM128 15V14H127ZM139 15V16H140ZM190 15V14H189ZM188 15V16H189ZM194 15V14H193ZM192 15V16H193ZM195 15H197V13L195 14ZM253 15V14H252ZM256 14H254V16H255ZM257 15H259V14H257ZM3 16V15H2ZM17 16H19V15H17ZM62 16H65V19H64V17L62 18ZM87 16V15H86ZM98 16V15H97ZM104 16V15H103ZM119 16V15H118ZM144 16H147L146 14L144 15ZM150 16V15H149ZM152 16V15H151ZM192 16H190V17H192ZM198 16H199V14H198ZM204 16H205V14H204ZM203 16V17H204ZM246 16V15H245ZM247 16H248V14H247ZM251 16V15H250ZM260 16V15H259ZM261 16H263V15H261ZM22 17V16H21ZM56 17V18H57ZM81 17V16H80ZM80 17H78L79 19H80ZM91 17V16H90ZM100 17V16H99ZM113 17V16H112ZM142 17V16H141ZM181 17V16H180ZM236 18V17H238V19L236 20V19H232V18ZM264 17V16H263ZM52 18V17H51ZM53 18H55V15H54V17ZM52 18V19H53ZM55 18V19H56ZM82 18V17H81ZM84 18V17H83ZM102 18H104V17H102ZM114 18V17H113ZM112 18V19H113ZM116 18V17H115ZM137 18H138V16H137ZM140 18V17H139ZM144 18V17H143ZM182 18V17H181ZM195 18V17H194ZM194 18H191V19H193L194 20ZM206 18V17H205ZM242 18V17H241ZM248 18V17H247ZM250 18H252V16L250 17ZM260 18V17H259ZM48 19V20H49ZM89 19V18H88ZM106 19V18H105ZM111 19V20H112ZM125 19V18H124ZM132 19V18H131ZM135 19L136 18H134V22H135ZM146 19H149V18H146ZM171 20L173 19V18H170ZM196 20L198 19L199 20V18H195ZM202 19V18H201ZM201 19H200V21H201ZM245 19V18H244ZM257 19V18H256ZM263 19V18H262ZM21 20V19H20ZM37 20V19H36ZM51 20V19H50ZM54 20V19H53ZM81 20V19H80ZM80 20H79V23H80ZM85 20V19H84ZM107 20H109V18L107 19ZM105 21V22H108V21ZM119 20V19H118ZM117 19H116V21H118ZM128 20H130V19H128ZM133 20V19H132ZM142 20V19H141ZM140 20V21H141ZM144 20V19H143ZM142 20V21H143ZM150 20V19H149ZM149 20H147L146 22H149ZM179 19H177L176 21H178ZM185 20V19H184ZM195 20V21H196ZM203 20V19H202ZM209 20V19H208ZM215 20V19H214ZM213 20V21H214ZM264 20V19H263ZM32 21H34V20H32ZM56 21H58L57 19H56ZM83 21V20H82ZM90 21V20H89ZM96 21V20H95ZM131 21V20H130ZM137 21H139L138 19H137ZM137 21H136V23H137ZM216 21V20H215ZM235 21H237V22H235ZM246 21V20H245ZM1 22V21H0ZM39 22H40V20H39ZM41 22H40V24H41ZM93 22V21H92ZM97 22V21H96ZM103 22H104V20H103ZM111 22V21H110ZM133 22V23H134ZM180 22H182V21H180ZM179 22V23H180ZM202 22H206V21H202ZM208 22V21H207ZM255 22H257V21H255ZM260 22V21H259ZM33 23V22H32ZM35 23V22H34ZM50 23H51V21H50ZM90 23V22H89ZM93 23H95V22H93ZM109 23V22H108ZM120 22H118V24H119ZM139 23V22H138ZM141 23V22H140ZM152 23V22H151ZM179 23H178V25H179ZM184 23V22H183ZM217 23V22H216ZM52 25L54 24V23H51ZM78 24V23H77ZM87 24V23H86ZM99 24V23H98ZM115 24H116V22H115ZM132 24V23H131ZM130 24V25H131ZM135 24V23H134ZM142 25H143V23H141ZM154 24V23H153ZM162 24V25H161ZM177 24V23H176ZM180 24H182V23H180ZM198 24H200L199 22H198ZM202 24V23H201ZM250 24V23H249ZM255 24V23H254ZM259 24V23H258ZM37 25H38V20H37ZM37 25H35L36 26V28H35V26H34V29H32V30H35V29H37L38 28V26ZM51 25V26H52ZM55 25V24H54ZM53 25V26H54ZM74 25H75V23H74ZM74 25H72V26H74ZM79 25H81V24H79ZM78 25V28L80 29V26ZM84 25H85V23H84ZM93 25V24H92ZM95 25V24H94ZM93 25V26H94ZM104 25V24H103ZM110 25V24H109ZM120 25V24H119ZM130 25H129V27H130ZM149 25V24H148ZM166 25V26H165ZM171 25V24H170ZM169 25V26H170ZM192 26V27H197V22H193V21H188L187 23L185 22V26ZM256 25V24H255ZM18 26H20V27H18ZM40 26V25H39ZM47 26V25H46ZM50 26V27H51ZM53 26H52V28H53ZM76 26V25H75ZM87 26V25H86ZM107 27H109L108 25H106ZM111 26V25H110ZM113 26V25H112ZM123 26V25H122ZM145 26H146V24H145ZM144 26V27H145ZM187 26H186V28H187ZM203 26V25H202ZM207 26H209L208 24H207ZM214 26H215V23H214ZM214 26H213V29L211 28L210 30H206L207 31V33H205V32H201V36H200V38H199V40L196 42L195 41V43H197L198 45H199V47L202 45V47H204L203 45H204V42H205V40H207L208 39V37L206 36V34L208 35V32H214V31H216V28H214ZM249 26V25H248ZM259 26H260V24H259ZM264 26V25H263ZM12 27H16L14 30H12L11 28ZM43 28L42 27V30H44V32L46 31V32H48V35H49V39H55L57 36H59V35H61V36H59V37H62V39L61 38H59V37H57L59 40H60V42H64L65 43V45L67 46V47H65V48H69V46H70V44L71 43H69L70 42V35H66L65 33H68V32H65V33H63V31L61 30V28L60 29H55L54 28V30L53 29H51V28ZM58 27V26H57ZM77 27V26H76ZM82 27V26H81ZM92 27V26H91ZM107 27H105L104 26V28H106V30L108 29ZM118 27V26H117ZM126 27V26H125ZM133 27V26H132ZM180 27H182V25L180 26ZM184 27V26H183ZM182 27V28H183ZM201 27V26H200ZM206 27V26H205ZM211 27V26H210ZM216 27V26H215ZM9 28V29H8ZM39 28H41V26L39 27ZM73 28V27H72ZM88 28V27H87ZM102 28V27H101ZM114 28V27H113ZM112 28V29H113ZM127 28V27H126ZM134 28V27H133ZM132 28V29H133ZM147 29H148V26L146 27ZM145 28V29H146ZM151 28H154V27H152L151 26ZM186 28H183V29H185L186 30ZM203 29H204V26L202 27ZM209 28V27H208ZM263 28V27H262ZM69 28H65L64 27V30H68ZM76 29V28H75ZM88 29H90V28H88ZM99 29V28H98ZM123 29V28H122ZM121 29V33L120 34H122V33H126V32H122V31H124V30H122ZM131 29V28H130ZM140 29V28H139ZM172 29H174V28H172ZM190 29H192V28H190ZM198 29H200V28H198ZM198 29H197V32H198ZM202 29V30H203ZM260 29H261V27H260ZM8 30H10L11 31V34H12V36L10 35V36H8ZM28 30V31H29ZM42 30H40L39 31V33H38V35L40 34V32L42 31ZM81 30V29H80ZM85 30H86V28H85ZM84 30V31H85ZM95 30V29H94ZM102 31H103V28L101 29ZM109 30V29H108ZM107 30V31H108ZM143 30V29H142ZM150 30V29H149ZM148 30V31H149ZM182 30V29H181ZM259 30V29H258ZM17 31V32H18ZM36 31H38V30H36ZM69 31V30H68ZM72 31H73V29H72ZM78 31V30H77ZM92 31V30H91ZM96 31V30H95ZM139 30H137V32H138ZM141 31V30H140ZM176 31V30H175ZM191 31V30H190ZM257 31V30H256ZM264 31V30H263ZM34 32V31H33ZM62 32V33H61ZM82 32V31H81ZM98 31H96V33H97ZM101 32V31H100ZM108 32H110V31H108ZM107 32V33H108ZM119 32H120V30H119ZM119 32H118V34H119ZM136 32V33H137ZM150 32V31H149ZM154 32V31H153ZM159 32V31H158ZM182 32V31H181ZM197 32H195V33H197ZM19 33V34H20ZM43 32H41V34H42ZM61 33V34H60ZM71 32L69 31V34H70ZM84 33V32H83ZM82 33V34H83ZM89 33H91V32H89ZM102 33V32H101ZM106 33V34H107ZM130 33V32H129ZM141 33V32H140ZM148 33V32H147ZM202 33H203V35H202ZM237 33V32H236ZM256 33H258V32H256ZM255 33V34H256ZM261 33L262 32H260V37H261ZM18 34V35H19ZM25 34H27V33H23V36L22 37H27V36H29V35H26L25 36ZM74 33H72L71 35H73ZM81 34V35H82ZM88 34V33H87ZM87 34H85V36L87 35ZM109 34V33H108ZM108 34H107V36H108ZM114 35L116 34V33H113ZM134 34V33H133ZM151 34V33H150ZM170 34V33H169ZM172 34V33H171ZM175 34H177V32L175 33ZM180 34V33H179ZM213 34V33H212ZM219 34V33H218ZM217 34V35H218ZM241 34V33H240ZM243 34V33H242ZM254 34V33H253ZM45 35V34H44ZM48 35H45V36H48ZM75 35V34H74ZM76 35H77V33H76ZM103 35V34H102ZM102 35L100 34V36L102 37ZM123 35V34H122ZM121 35V36H122ZM131 35V34H130ZM129 35V36H130ZM166 35V34H165ZM209 35H211V34H209ZM235 35H237V34H235ZM41 36V35H40ZM91 36V35H90ZM94 36V35H93ZM97 36V35H96ZM107 36H106V38H107ZM110 36V35H109ZM108 36V37H109ZM119 36V35H118ZM128 36V37H129ZM160 36V35H159ZM251 36H253V35H251ZM256 36H257V34H256ZM22 37H21V40L20 41H22ZM39 37V36H38ZM38 37H37V39H38ZM78 37H80L79 35H78ZM88 38H89V36H87ZM123 37V36H122ZM121 37V38H122ZM127 37V36H126ZM127 37V38H128ZM141 37H143V36H141ZM151 37V36H150ZM149 37V38H150ZM157 37V36H156ZM155 37V38H156ZM162 37V36H161ZM166 37H167V35H166ZM166 37H163V38H166ZM171 36H169L168 38H170ZM172 37H174V36H172ZM171 37V38H172ZM245 37V36H244ZM28 38V37H27ZM27 38H24L23 40H28ZM56 38V39H57ZM87 38V39H88ZM91 38V37H90ZM93 38V37H92ZM99 38V37H98ZM153 38V37H152ZM170 38V39H171ZM183 38L185 39L186 37L185 36H183ZM191 38H195V37H192L191 36ZM190 38V39H191ZM197 38V37H196ZM210 38V37H209ZM225 38H227V37H225ZM224 38V39H225ZM239 38V37H238ZM237 38V39H238ZM241 38V37H240ZM257 38V37H256ZM263 38H264V36H263ZM31 39H33V37L31 38ZM30 39V40H31ZM35 39V38H34ZM33 39V40H34ZM36 39V42L38 43V40ZM48 39V40H49ZM55 39V40H56ZM72 39H74V38H72ZM80 39V38H79ZM83 39V38H82ZM81 39V40H82ZM107 39H109V38H107ZM113 40L115 39H117V38H112ZM175 39V38H174ZM219 39V38H218ZM242 39V38H241ZM244 39V38H243ZM247 39V38H246ZM18 40V39H17ZM44 39L42 38V41H43ZM92 40H94V39H92ZM112 40V41H113ZM121 41H122V39H120ZM124 40V39H123ZM159 40V39H158ZM157 39H150V44L152 45V46H154V45H156V44H158L159 46H161V48H163V49H165L166 51H170L169 49H168V46L167 45H170V44H167V45H163V44H165V43H161L160 41H158ZM164 40V39H163ZM162 40V42H164ZM188 40V39H187ZM193 40H195V39H193ZM210 40V39H209ZM226 40V39H225ZM232 40H233V38H232ZM253 40V39H252ZM259 40H260V38H259ZM29 41V40H28ZM28 41H27V43H28ZM53 41V40H52ZM82 41H84V40H82ZM81 41V42H82ZM85 41L86 42H90V41H87L86 39H85ZM109 41V40H108ZM128 41V40H127ZM133 41H135V40H133ZM149 41V40H148ZM166 41H168V39L166 40ZM172 41V40H171ZM175 41V40H174ZM178 41V40H177ZM189 41V40H188ZM230 41V40H229ZM244 41V40H243ZM249 41V40H248ZM40 42V41H39ZM44 42V41H43ZM59 42V41H58ZM59 42V43H60ZM72 42V41H71ZM78 42V41H77ZM92 42V41H91ZM94 42V41H93ZM110 42H111V40H110ZM146 42V41H145ZM169 43H171L172 44V42H170V41H168ZM182 42H183V40H182ZM191 42H193V41H191ZM212 42V41H211ZM225 42V41H224ZM242 42V41H241ZM260 42V41H259ZM19 43H21V42H19ZM17 44L16 46V48H18L19 47V45L20 44ZM25 43V42H24ZM37 43H35L36 44V46L38 47V46H40V45H37ZM52 42H50L49 43V46L52 48L53 46H51L50 44H51ZM57 43V42H56ZM73 43H76L75 42V40H74V42ZM95 43V42H94ZM97 43H99V42H96V44ZM112 43V42H111ZM115 43H117L118 44V42H117V40H116V42ZM121 43V42H120ZM125 43V42H124ZM131 42H130V40H129V44H130ZM134 43V42H133ZM148 43V42H147ZM173 43H175V42H173ZM178 42H176V44H177ZM208 43V42H207ZM227 43H228V40H227ZM239 43V42H238ZM243 43V42H242ZM245 43V42H244ZM252 43V42H251ZM250 43V44H251ZM253 43H254V41H253ZM261 43V42H260ZM13 44V45H12ZM22 44V43H21ZM46 44V43H45ZM53 45H54V43H52ZM58 44V43H57ZM77 44H80L79 42L78 43H76L75 45H77ZM107 44V43H106ZM122 44V43H121ZM128 44V45H129ZM145 44V43H144ZM149 44V45H150ZM213 44H214V42H213ZM216 44V43H215ZM241 44V43H240ZM3 45V46H4ZM23 45V44H22ZM21 45V46H22ZM30 44H28V46H29ZM32 45V44H31ZM34 45V44H33ZM43 46H45L44 45V43L42 44ZM46 45H48V44H46ZM74 45V46H75ZM81 45H85V43H82ZM93 45V44H92ZM91 45V46H92ZM95 45V44H94ZM102 45V44H101ZM115 45V44H114ZM120 45V44H119ZM134 45V44H133ZM174 45V44H173ZM172 45V46H173ZM179 45V44H178ZM190 45H191V43H190ZM207 45V44H206ZM234 44H232V46H233ZM242 45V44H241ZM24 46V45H23ZM26 46H27V44H26ZM43 46H41L42 48L41 49H43ZM59 46V45H58ZM86 46V45H85ZM90 46V45H89ZM91 46L89 47L90 49H91ZM100 46V45H99ZM106 45H104V47H105ZM109 46V45H108ZM116 46V45H115ZM130 46H132V43L130 44ZM129 46V47H130ZM135 46V45H134ZM237 46V45H236ZM236 46H234V47H236ZM244 46V45H243ZM2 47V46H1ZM49 47V48H50ZM61 47V46H60ZM63 47V46H62ZM71 47H73L72 45H71ZM81 47V46H80ZM79 47V48H80ZM97 47V46H96ZM95 46L93 47V48H96ZM107 47V46H106ZM119 47V46H118ZM138 47V46H137ZM174 47V46H173ZM192 47V46H191ZM195 47H196V45H195ZM198 47V46H197ZM216 47H218V46H216ZM250 47V46H249ZM255 47H256V45H255ZM5 48V47H4ZM20 48V47H19ZM17 49L18 51H20L21 52V49ZM40 47H38L37 48V50L39 49ZM50 48V50H52ZM75 48V47H74ZM78 48V49H79ZM87 48V47H86ZM93 48H92V50H93ZM116 48V47H115ZM136 48V47H135ZM139 48V47H138ZM142 48V47H141ZM171 48V47H170ZM176 48V47H175ZM174 48V49H175ZM208 48V47H207ZM230 48H232L231 46H230ZM230 48H229V50H230ZM252 48V47H251ZM8 49V48H7ZM6 49V50H7ZM8 49V50H9ZM12 49L13 48H11L9 51H11L12 52ZM56 49H58V47L56 48ZM56 49H54V50H56ZM63 50H64V47L62 48ZM62 49H60V50H62ZM99 49V48H98ZM98 49H96L97 51H98ZM103 49V48H102ZM108 49V48H107ZM119 49V48H118ZM131 49V48H130ZM151 49V48H150ZM173 49V48H172ZM171 49V50H172ZM177 49H178V47H177ZM219 49V48H218ZM221 49V48H220ZM233 49H236V48H233ZM232 49V50H233ZM238 49V48H237ZM248 49V48H247ZM259 49H263V48H259ZM1 50H3V49H1ZM29 50H31V48L29 49ZM32 50H34V49H32ZM44 50V49H43ZM59 50V51H60ZM62 50V51H63ZM95 50V49H94ZM94 50H93V52H94ZM100 50H101V48H100ZM105 51H106V49H104ZM111 50V49H110ZM128 49H126L125 51H127ZM149 50V49H148ZM153 50H154V48H153ZM204 50V49H203ZM215 50V49H214ZM213 50V52H215ZM222 50V49H221ZM243 50V49H242ZM245 50V49H244ZM13 51H14V49H13ZM15 51H16V49H15ZM27 51V50H26ZM36 51V50H35ZM65 51V53H69L70 51L68 50V49H65L64 50ZM88 51H91V50H88ZM88 51H86L85 50V47H81L80 48V52H82V53H85L86 55H85V60H83V61H86L87 62V64L89 65V66H95V64H98L100 61H102V60H100L99 59V57H101V56H99V57H97V56H95V54L94 53H96V52H88ZM129 51V50H128ZM134 51V50H133ZM144 51V50H143ZM143 51H140L141 53L143 52ZM189 51V50H188ZM187 51V52H188ZM193 51V50H192ZM191 51V52H192ZM198 51H199V49H198ZM231 51V50H230ZM236 51V50H235ZM238 51V50H237ZM253 51V50H252ZM251 50H250V52H252ZM264 51V50H263ZM5 52H7V51H5L4 50V52H3V54H5V55H7V53H5ZM25 52V51H24ZM33 52V51H32ZM52 52H53V50H52ZM71 52H74V51H71ZM99 52V51H98ZM97 52V53H98ZM103 52V51H102ZM119 52V51H118ZM130 52V51H129ZM135 52V51H134ZM137 52V51H136ZM195 51H193V53H194ZM204 52H205V50H204ZM203 52V53H204ZM227 52V51H226ZM225 52V53H226ZM249 54H250V52H249V50L247 51ZM261 52V51H260ZM260 52H258V53H260ZM17 53H19V52H17ZM17 53H9L8 54V57H10L11 59H10V61H9V64H14V65H16V64H18V63H20V61H18L16 58H18V57H20V56H22V55H18ZM34 53V52H33ZM42 53V52H41ZM49 53V52H48ZM57 53H58V51H57ZM64 53V52H63ZM77 53V52H76ZM101 53V51L99 52V54ZM126 53V52H125ZM128 53V52H127ZM138 53L139 52H137V55H138ZM170 53V52H169ZM192 53V54H193ZM197 53V52H196ZM218 53V52H217ZM223 53V52H222ZM234 52L232 51V54H233ZM23 54V53H22ZM37 54H39V53H37L36 52V56H37ZM47 54V53H46ZM54 54V53H53ZM72 54V53H71ZM102 54V53H101ZM100 54V55H101ZM131 54V53H130ZM172 54H173V52H172ZM216 53H214V55H215ZM239 54V53H238ZM28 55V54H27ZM27 55L25 56V55H23V56H25V58L27 57ZM47 55H49V54H47ZM58 55V54H57ZM57 55L56 56H54V57H57ZM62 55V54H61ZM111 55V54H110ZM114 54H112L111 56L112 57H110L109 59L110 60H108L107 61V59H106V63L105 64H107L108 66H112L111 65V58H113L114 56H113ZM143 55V54H142ZM145 55V54H144ZM155 55V54H154ZM171 55V54H170ZM184 55V54H183ZM195 55V54H194ZM199 55V54H198ZM224 55V54H223ZM227 55V54H226ZM234 55V54H233ZM232 55V56H233ZM236 55V54H235ZM247 55V54H246ZM251 55V54H250ZM262 55H263V53H262ZM1 56V55H0ZM22 56V57H23ZM29 56V55H28ZM33 56V55H32ZM41 56H43V53H42V55ZM52 56V57H53ZM64 56H66L67 58H68V54L67 55H64ZM74 56V55H73ZM77 56V55H76ZM84 56V55H83ZM82 56V57H83ZM168 56V55H167ZM190 56V55H189ZM228 56V55H227ZM254 56H256L255 54H254ZM261 56V55H260ZM22 57L20 58V59H22ZM39 57V56H38ZM50 57V56H49ZM48 57V58H49ZM51 57V58H52ZM60 57V56H59ZM58 57V58H59ZM65 57V58H66ZM71 57V56H70ZM79 57V56H78ZM77 57V58H78ZM108 57V56H107ZM117 57H118V55H117ZM116 57V58H117ZM146 57V56H145ZM155 57V56H154ZM153 57V58H154ZM169 57V56H168ZM173 57V56H172ZM195 57V59L196 60H198L197 58H196V56H194ZM199 57V56H198ZM202 57V56H201ZM205 57V56H204ZM207 57V56H206ZM220 57V56H219ZM234 57V56H233ZM241 57H242V55H241ZM3 58H4V55H3ZM5 58H6V56H5ZM28 58V57H27ZM84 58V57H83ZM152 58V57H151ZM152 58V59H153ZM156 58V57H155ZM171 58V57H170ZM184 58V57H183ZM186 58H188V57H186ZM213 58V57H212ZM252 58V57H251ZM42 59V58H41ZM46 59V58H45ZM53 59V58H52ZM64 61H69V62H71L70 61V59L68 60V59H64V58H62ZM74 59H76V57L74 58ZM79 59V58H78ZM104 59H105V56H104ZM147 59V58H146ZM173 59V58H172ZM192 59V58H191ZM201 59V58H200ZM207 59V58H206ZM210 59V58H209ZM208 59V60H209ZM226 59H227V57H226ZM235 60H236V58H234ZM242 59H243V57H242ZM252 59H256V58H252ZM263 59V58H262ZM1 60H2V57H1ZM26 60V59H25ZM36 60V59H35ZM44 60V59H43ZM47 60V59H46ZM62 60V61H63ZM80 60V59H79ZM115 60V59H114ZM120 60V59H119ZM133 60V59H132ZM145 60V59H144ZM193 60H194V58H193ZM192 60V61H193ZM213 60H217L216 58H213ZM225 60V59H224ZM233 60V59H232ZM239 60H240V58H239ZM4 61H5V59H4ZM6 61H8V60H6ZM32 61H34V60H32ZM31 61V59H30V62H32ZM49 61V60H48ZM50 61H52V60H50ZM55 61H58L57 59L55 60ZM61 61V60H60ZM117 61H118V58H117ZM135 61V60H134ZM134 61H133V63H134ZM188 61V60H187ZM200 61V60H199ZM202 61H203V59H202ZM201 61V62H202ZM207 61V60H206ZM226 61H228V59L226 60ZM231 61V60H230ZM242 61V60H241ZM247 61V60H246ZM246 61H244V63L246 62ZM255 61H257V59L255 60ZM21 62H25V61H21ZM30 62H28V63H30ZM40 62H41V60H40ZM74 62H76L77 63V59L74 61ZM113 62V61H112ZM136 62V61H135ZM140 62V61H139ZM141 62H142V60H141ZM148 62H149V60H148ZM179 62V61H178ZM177 62V63H178ZM204 62V61H203ZM225 62V61H224ZM233 62H234V60H233ZM4 64H5V62H3ZM23 63H21V64H23ZM44 63V62H43ZM54 63V62H53ZM67 64H68V62H66ZM75 63V64H76ZM84 63V62H83ZM116 63V65L115 66H117V67H115L114 66V68H117V71L116 70H114L113 72H117V75L119 76V77H121L120 76V67L122 68L123 66V64H121V62L120 61H118V63L117 62H115ZM124 63V62H123ZM182 63H184L185 64V62L183 61ZM188 63V62H187ZM200 62H198V64H199ZM216 63H218V62H216ZM229 63V62H228ZM244 63L242 62V63H240V65L241 64H243L244 65ZM1 64V63H0ZM20 64V65H21ZM25 64H27V62H25ZM64 64V63H63ZM62 64V65H63ZM73 64V63H72ZM74 64V65H75ZM78 64H79V62H78ZM149 64H150V62H149ZM158 64V63H157ZM172 64V63H171ZM202 64V63H201ZM257 64H258V62H257ZM34 65V64H33ZM32 65V66H33ZM42 65V64H41ZM44 65V64H43ZM48 65V64H47ZM51 65H54V64H51L50 63V66ZM59 65H60V62H59ZM73 65V66H74ZM84 65H86V64H84ZM101 65V64H100ZM130 65L132 66V64H129V67H130ZM203 65V64H202ZM225 65V64H224ZM228 65V64H227ZM236 65V64H235ZM251 65H254V64H251ZM256 65V64H255ZM254 65V66H255ZM49 66V65H48ZM50 66H49V68H50ZM61 66V65H60ZM65 66V65H64ZM79 66H81V65H79ZM98 66H99V64H98ZM102 66H103V64H102ZM145 66H146V64H145ZM171 66V65H170ZM173 66V65H172ZM185 66V65H184ZM187 66V65H186ZM191 65H189V67H190ZM211 66V65H210ZM213 67H214V69L216 68L215 66H217V64H213L212 65ZM220 66V65H219ZM237 66V65H236ZM236 66H234V67H236ZM247 66V65H246ZM254 66H252V67H254ZM7 67V66H6ZM9 67V66H8ZM18 67V66H17ZM20 67V66H19ZM30 67H31V64H30ZM59 67V66H58ZM67 67V66H66ZM69 67V66H68ZM67 67V68H68ZM78 67V66H77ZM82 67H86L87 68V66H82ZM97 67V66H96ZM100 67V66H99ZM107 67V66H106ZM105 66H104V68H106ZM134 67V65L132 66V67H130V69H132ZM168 67V66H167ZM176 67H177V64H176ZM207 67H208V65H207ZM212 67V68H213ZM248 67V66H247ZM263 67V66H262ZM5 68V67H4ZM4 68H2V69H4ZM15 68V67H14ZM14 68H11L12 70L14 69ZM25 68V67H24ZM56 68V67H55ZM63 68V67H62ZM74 69L76 68V67H73ZM78 68H80V67H78ZM159 68V67H158ZM164 68H166V67H164ZM174 68V67H173ZM181 68H182V65H181ZM185 68V67H184ZM193 68V67H192ZM200 68H202V66L200 67ZM206 68V67H205ZM221 68H223V67H221ZM236 68H238V67H236ZM245 68V67H244ZM249 68V67H248ZM17 69H19V68H17ZM23 69V68H22ZM21 69V70H22ZM26 69H27V67H26ZM37 70H39V71H41L40 70V68L38 69V68H36ZM46 69V68H45ZM77 69V68H76ZM93 69V68H92ZM97 69V68H96ZM109 69V68H108ZM138 69V68H137ZM140 69V68H139ZM186 69H187V67H186ZM195 69V68H194ZM193 69V71H195ZM199 69V68H198ZM234 69V68H233ZM15 70V69H14ZM33 70V69H32ZM35 70V69H34ZM37 70H36V72H37ZM43 70V69H42ZM47 70V69H46ZM67 70V69H66ZM68 70H69V68H68ZM86 70V69H85ZM84 70V68H83V71H85ZM87 70H89V68L87 69ZM90 70H91V67H90ZM98 70H100V69H98ZM133 70V69H132ZM164 70V69H163ZM172 70V69H171ZM188 70V69H187ZM217 70V69H216ZM219 70H221V69H219ZM255 70V69H254ZM2 71V70H1ZM7 71H9V70H7ZM31 71V70H30ZM44 71V70H43ZM47 71H49V70H47ZM51 71V70H50ZM92 71V70H91ZM94 71H95V69H94ZM97 71V70H96ZM110 71V70H109ZM111 71H112V69H111ZM162 71V70H161ZM177 70H175V72H176ZM190 71H191V73H192V70L190 69ZM198 71V70H197ZM202 71V70H201ZM201 71H198L200 74H201ZM210 71V70H209ZM218 71V70H217ZM226 71V70H225ZM225 71H223L222 70V72H225ZM230 71V70H229ZM236 71H238V70H236ZM246 71H248V70H246ZM19 72V71H18ZM26 72H28V71H25V73ZM32 72V71H31ZM52 72V71H51ZM61 72V71H60ZM75 72L77 73V75H78V72L79 71H76L75 70ZM81 72V71H80ZM88 72V71H87ZM86 72V73H87ZM98 72V71H97ZM100 72V71H99ZM112 72V73H113ZM123 72V71H122ZM124 72L126 73V70H124ZM185 72V71H184ZM189 72V71H188ZM196 72V71H195ZM198 72H197V74H198ZM203 73H204V71H202ZM208 72V71H207ZM235 71L233 70V74H234V76H235V73H234ZM240 72V71H239ZM239 72H237V74H239ZM254 72V71H253ZM257 72V71H256ZM261 72V71H260ZM2 73V72H1ZM9 73V72H8ZM12 73V72H11ZM14 74L16 73V71H14L13 72ZM22 73H24V72H22ZM43 73V72H42ZM44 73H46V72H44ZM82 73V72H81ZM85 73V74H86ZM89 73V72H88ZM91 73V72H90ZM105 73H107V72H105ZM109 73V72H108ZM108 73H107V75H108ZM141 73H143V71L141 72ZM169 74H170V72H168ZM178 73V72H177ZM206 73V72H205ZM210 73V72H209ZM216 73V72H215ZM246 73V72H245ZM10 74V73H9ZM37 74V73H36ZM52 74V76H54L53 75V73H51ZM65 74V73H64ZM73 74H74V72H73ZM110 74H111V72H110ZM123 74V73H122ZM132 74V73H131ZM130 74V75H131ZM153 74V73H152ZM175 74V73H174ZM188 74V73H187ZM194 74V73H193ZM208 74V73H207ZM219 74H221L220 72H219ZM229 74H230V72H229ZM228 74V72L226 73V74H223V76L219 79V83H220V86L223 88V91H224V93L223 94H225V95H221L220 97H218V95H217V97H216V95L214 96V97H216V98H221V100L220 101H216V102H218V104H219V106L220 105H222V104H226V105H229V106H233V107H235V108H237V110L239 109L240 110V112H238V114L239 113H241V115H240V120H238L239 121V123H237V122H233L232 123V121H231V123H228V125H226L227 126V130H228V133L226 134V136H228V137H226V139L228 138L229 140H234V141H232V143H230V144H232V149H233V153L235 154V156H241V158H242V156H246V159H248L247 161H246V163H245V165H243L244 167L243 168H245V170L247 169V167L250 165H252V164H254L256 167H257V165H259L258 163H260V165H259V168L261 167L262 169H264V157H263V155H262V150L261 149H263L264 150V120H261V118L259 119V116H263L264 115V104L262 103H260L261 105H259V106H257V104H256V106H254V105H250V104H246L245 103V101H242L241 100V98H239L240 96L237 94V93H235L236 91L234 90V87H233V85L234 84H237V83H234V81H231V79H236V78H238V76L236 77H234V78H231V75H229ZM232 74V75H233ZM244 74V73H243ZM250 74V73H249ZM257 74H258V72H257ZM21 75V74H20ZM43 75H45V74H43ZM48 75V74H47ZM68 75V74H67ZM71 75H72V73H71ZM77 75H73L74 77H76ZM87 75V74H86ZM89 75V74H88ZM133 75V74H132ZM173 75V74H172ZM178 75V74H177ZM205 74H203V76H204ZM212 75V74H211ZM215 75V74H214ZM222 75V74H221ZM242 75V74H241ZM246 75V74H245ZM245 75H243V76H245ZM14 76H16V75H14ZM13 76V77H14ZM39 76V75H38ZM65 76V75H64ZM72 76V77H73ZM82 76H84V74L82 75ZM90 76V75H89ZM134 76V75H133ZM149 76H151V74L149 75H144L143 77H138V76H136V78H135V76H134V78H135V80H136V84H135V86L136 87H138L139 89L140 88H142V87H144V88H146L148 85H147V83H149L150 81L148 80L149 79ZM180 76V75H179ZM201 77H203L202 75H200ZM217 76V75H216ZM247 76V75H246ZM249 76V75H248ZM1 77H5V76H1ZM1 77H0V79H1ZM18 77V76H17ZM27 77H29V76H27ZM55 77V76H54ZM79 77H81V76H79ZM115 77V76H114ZM123 77H125V76H123ZM132 77V76H131ZM131 77H129V78H131ZM153 77V76H152ZM152 77H151V80H152ZM196 77H198V76H196ZM195 77V78H196ZM233 77V76H232ZM241 77V76H240ZM6 78V77H5ZM15 78V77H14ZM24 78H26V77H24ZM30 78V77H29ZM29 78H27V80L29 79ZM46 78V77H45ZM59 78V77H58ZM78 78V77H77ZM81 78H83V77H81ZM91 78V77H90ZM126 78V77H125ZM157 78V77H156ZM168 78V77H167ZM244 78V77H243ZM255 78V77H254ZM43 79H44V77H43ZM68 79V78H67ZM105 79V78H104ZM118 79V81H121L122 80V77L121 78H117ZM159 79V78H158ZM180 80H181V78H179ZM190 79H191V77H190ZM189 79V80H190ZM207 79V75H206V77H205V80ZM215 79V78H214ZM218 79V78H217ZM252 79V78H251ZM250 79V80H251ZM7 81L9 80V78L8 79H6ZM6 80H4V82L6 81ZM20 80V79H19ZM19 80H17V81H19ZM23 80V79H22ZM30 80V79H29ZM32 81H33V79H31ZM37 81H38V79H36ZM47 80V79H46ZM78 80H79V78H78ZM135 80H133V81H135ZM167 80V79H166ZM172 80V79H171ZM209 80H211V78L209 79ZM1 81H3V80H1ZM10 81H12V80H10ZM9 81V82H10ZM25 81V80H24ZM66 80H64V82H65ZM82 82H84V80H81ZM154 81V80H153ZM173 81V80H172ZM171 81V82H172ZM179 81V80H178ZM182 81V80H181ZM191 81V80H190ZM240 81V80H239ZM29 82H31V81H29ZM63 82V81H62ZM61 82V83H62ZM74 82V81H73ZM81 82V83H82ZM88 82V81H87ZM86 81L84 82L85 84L87 83ZM115 82H117V81H115ZM129 82H131V80L129 81ZM128 82V83H129ZM164 82V81H163ZM170 82V81H169ZM187 82H188V80H187ZM209 82V81H208ZM234 84H233V83ZM246 82V81H245ZM1 83V82H0ZM14 83V82H13ZM31 83H33V82H31ZM79 83V82H78ZM83 83V84H84ZM152 82H150V84H151ZM162 83V82H161ZM160 83V84H161ZM173 83V82H172ZM182 83V82H181ZM185 83V82H184ZM191 83V82H190ZM195 83V82H194ZM194 83H192L193 85H195ZM210 83V82H209ZM211 83H212V81H211ZM210 83V84H211ZM240 83V82H239ZM247 83V82H246ZM258 83V82H257ZM262 83V85H263V82H261ZM18 84V83H17ZM72 84V83H71ZM70 84V85H71ZM127 84V83H126ZM154 84H155V82H154ZM158 84V83H157ZM156 84V85H157ZM168 84V83H167ZM170 84V83H169ZM191 84V85H192ZM206 84V83H205ZM216 84V83H215ZM260 84V83H259ZM4 85V84H3ZM14 85V84H13ZM29 85V84H28ZM31 85V84H30ZM45 85V84H44ZM57 85V84H56ZM63 85V84H62ZM124 85V84H123ZM122 85V86H123ZM128 85V84H127ZM166 85V84H165ZM165 85L163 84V85H161V86H156V87H153L154 88V91L150 94V96L148 97V98H143L144 99V103H143V106H144V108H145V106L147 107V108H145V109H143V110H145L146 112H147V114L149 113V114H154L156 117H157V121L155 122V123H157L156 124V127L159 129V131H160V134H163V135H167L168 134V132H171V134H173L172 136H170V135H167V137H169V142H165V141H163V139H162V145H159L158 147H157V149L155 150V151H153V154L152 153H150V156H148V157H145V156H143V157H145V158H143V159H141V157L139 158L138 156L139 155H137L136 157H131L132 155V152H133V150L135 149V146H137V142H136V140L138 139L139 140V138H137L136 140H135V142H133V140L130 142V135H129V133L127 134L126 133V131L130 128V127H128L127 129H124L123 130V128L121 129V127H124V126H122L123 125V123H120L121 121L120 120H122V119H109V122H110V124H112L110 127H106V129H105V131H103L104 133V139L105 140H100V138H99V136H97L98 138H95V139H89V138H87V136L85 135V134H83L82 132H81V130H83V129H81L82 128V126L84 125H80V124H78V123H76V122H74L73 124H72V126H70V127H72L71 128V134H69V135H67V134H64L63 132H60L59 133V131H60V127L59 126H61L62 125V123H60V124H58V121L54 124V126H51V128L49 127V128H47V130L45 131V132H39V131H37V130H34V129H31L29 126L31 125H28V123H23L21 120L24 118H21V113L23 112V110L21 111L20 110V107L18 106L19 104H18V102H17V97L16 96H14L10 101V105H17L18 106V111L16 110V111H10V107L9 106H7V107H5V113H6V111H9V113L10 114H8V116H9V118H10V120H11V122L12 123H14V125H16V129L18 130V132H17V134L13 137V135H12V138H14V140H13V142L10 144V142H8L9 144V146H8V148H7V152L5 151V153L4 154H2V156L0 157V199H2L1 197H3V196H7L8 198H12L11 200L14 202V203H16V204H18V202H20V201H22V200H24V194H23V190H22V187H21V185H20V183L22 184V182L23 181H21L20 180V174H21V172L23 171V170H25L27 167H29V164H30V162L31 161H33V162H36V163H38L39 165H42L43 167H45V166H47L48 168H49V166L50 165H52V166H54L55 165V159L52 157V155L50 154V153H52V154H54L56 157L57 156H61V160H63V159H75V157H73L72 155H70L71 154V152H72V149L74 148V147H79V146H82L83 147V145H92L93 147H96L97 145H99L100 147L102 146V147H106L107 145L105 144V142H107L109 139H111V136L112 137H114V141L112 142V146H111V140H109V144H108V147L107 148H105L106 150H107V152L106 151H102V147H101V150H97V151H95L94 150V153L92 152V153H90L89 151V153H85L84 151L88 148V147H86V149H84V151L83 152H76V154H77V160H79V162L84 166V168L86 169V171L87 170H89L90 171V177H91V182L90 183H93V184H95V186L94 187H90V189H89V191H91L90 193L91 194H94V195H96V196H102V195H106V194H104V192H100L98 189L100 188V181H102V179H104L105 178V176H104V174H106L107 172H108V175H109V177H110V181H111V178L112 179H114V177H120L121 175H119L117 172H116V169L118 168V166H122L123 167V169H124V171H125V175H124V177L128 180V191L131 193L130 194V197L132 198V197H134L133 198V200L135 199L136 200V204H138V206H139V211L138 212H142V214L144 215V220L141 222V225H140V227H136V229L135 228H133L132 229V227H134V225L131 227V228H129V229H126V234L128 235V237H129V239H128V241H129V244L127 245V249H130V250H136V249H138L139 250V253L138 254H136V255H138V260H137V262H140L141 264H153L155 261H153V254H152V249L156 246V247H158V248H164V249H166V248H168V247H170L171 249H178L179 250V252H180V250L182 251L183 250V247H184V243H185V241H184V238L185 239H187L188 238V236H190L189 235V233H192V235L196 238V239H198V241L197 242H195V243H200V244H206L207 242H208V240H211L212 238V236L214 237L215 236V238L217 237V236H224L225 235V237L228 235L229 236V234L233 237V236H235V237H240V240H243L244 239V241H245V239L247 240V241H249V240H251V238L253 239L254 238V234H255V232L257 231V229H259L260 230V232H262L263 233V230L260 228V225H261V221H262V219H261V221H259V219H260V216H261V214L263 213V210H264V208L263 209H261L260 208V206H258L257 207V204H255V201H254V198L251 196V194L252 193H249L250 195L249 196H244V197H242V198H240L239 197V199L238 198H232L231 199V197H230V199H231V201L228 203L227 201H226V199H225V197L222 199L221 198V200L219 201L218 199L216 200L215 199V197H213V196H211V189H212V191L213 192H216L217 194H219V196H220V194H225V185H226V183H221V186H217V188L216 187H214V188H211V186H210V184H208V181H207V179H206V175L208 174L209 175V173L207 172V168H206V166H203L204 167V169H202L203 167H202V163H201V165H199L198 164V162H197V158L198 157H195V155H193L194 153H192V154H189L188 152H187V150H186V148H189L190 147V144H191V142H190V140H187L188 142H189V144L185 147V148H183V147H181L182 145L180 144V146H178L177 144H176V142L175 141H177L178 139H184L183 137L181 138H178V136L179 135H177V136H175L176 134H174V131H173V127L175 126V128H176V130L178 129V132L177 133H180L181 131H180V128H179V126L183 123H185V122H183V121H181L180 120V122L179 123H176V117H174L175 118V120H174V123L173 124H171V126H172V128H171V130H169L168 129V124L166 123L167 121H168V118L166 117V116H168V115H166L168 112H171V113H175V115L177 114L178 116L177 117H181L182 119H184V117H185V115H184V110L185 109H183V107L181 106L180 107V105L178 104L179 103V101H180V104H182L181 103V100H179L178 99V97H176V96H174L173 95V93H172V91L170 90V89H163L162 87L164 86L165 87ZM207 85H209V84H207ZM238 85V84H237ZM2 86V85H1ZM17 86V85H16ZM16 86L14 87L15 89H16ZM19 86V85H18ZM35 86V85H34ZM38 86H39V84H38ZM64 86V85H63ZM81 86V85H80ZM106 86H107V84H106ZM132 86V85H131ZM134 86V87H135ZM151 86H152V84H151ZM167 86V85H166ZM196 86H198V84L196 85ZM200 86V85H199ZM216 86V85H215ZM218 86V85H217ZM235 86V85H234ZM259 86V85H258ZM264 86V85H263ZM4 87V86H3ZM11 87H12V85H11ZM10 87V88H11ZM28 87V86H27ZM37 87V86H36ZM36 87H34V88H36ZM50 87H52V86H50ZM67 87H68V85H67ZM83 87V86H82ZM115 87V86H114ZM113 87V88H114ZM133 87V88H134ZM188 87V86H187ZM193 87V86H192ZM243 87V86H242ZM252 87V86H251ZM262 87V86H261ZM2 88V87H1ZM8 88V87H7ZM24 89L26 88V87H23ZM171 88H173V87H171ZM240 88V87H239ZM247 88V87H246ZM253 88V87H252ZM258 88V87H257ZM259 88H260V86H259ZM23 89V90H24ZM58 89V88H57ZM85 89V88H84ZM107 89H108V87H107ZM121 89H122V87H121ZM148 89V88H147ZM185 89H186V87H185ZM214 89V88H213ZM213 89H211V90H213ZM221 89V88H220ZM242 89V88H241ZM263 89V88H262ZM5 90V89H4ZM22 90V89H21ZM20 90V91H21ZM90 90V89H89ZM99 90H100V88H99ZM115 90V89H114ZM117 90V89H116ZM119 90V89H118ZM125 90V89H124ZM184 90V89H183ZM194 90V89H193ZM244 90H246V89H244ZM244 90H242V91H244ZM253 90V89H252ZM260 90H261V88H260ZM260 90H259V92H260ZM11 91H12V89H11ZM37 91V90H36ZM39 91H41V90H39ZM49 91V90H48ZM122 91V90H121ZM129 91V90H128ZM146 91V90H145ZM181 91V90H180ZM263 91V90H262ZM3 92V91H2ZM23 92V91H22ZM22 92H20V93H22ZM44 93H47L46 92V90H44L43 91ZM84 92V91H83ZM218 92V91H217ZM13 93V92H12ZM32 93V92H31ZM35 93V92H34ZM39 93V92H38ZM56 93V92H55ZM54 93V94H55ZM67 93V92H66ZM65 93V94H66ZM127 93V92H126ZM141 93V92H140ZM144 93V92H143ZM148 93V92H147ZM192 93V92H191ZM194 94H195V92H193ZM209 93H211V92H209ZM215 93V92H214ZM252 94H253V92H251ZM256 93V92H255ZM264 94V92H260L259 94ZM15 94V93H14ZM41 94V93H40ZM43 94V93H42ZM48 94V93H47ZM53 94V97L55 96L56 97V94L54 95ZM74 95L76 94L75 92L73 93ZM96 94H98V93H96ZM107 94V93H106ZM105 94V95H106ZM119 94H121V93H119ZM129 94V93H128ZM197 94V93H196ZM250 94V93H249ZM16 95V94H15ZM26 95H29V94H26ZM31 95V94H30ZM49 95V94H48ZM60 95V94H59ZM73 95V96H74ZM88 95H90V94H88ZM125 95V94H124ZM138 95V94H137ZM141 95V94H140ZM189 95V94H188ZM208 95V94H207ZM206 95V96H207ZM251 95V94H250ZM257 95H258V93H257ZM256 95V96H257ZM19 96V95H18ZM39 96V95H38ZM42 96V95H41ZM44 96H45V94H44ZM93 96H94V93H93ZM103 96H104V94H103ZM103 96L101 97V98H103ZM112 96V95H111ZM117 96V95H116ZM121 96V95H120ZM192 96V95H191ZM199 96V95H198ZM209 96V95H208ZM207 96V97H208ZM246 96V95H245ZM252 96V95H251ZM254 96H255V94H254ZM255 96V97H256ZM8 97V96H7ZM36 97V96H35ZM47 97V96H46ZM98 98H100L99 96H97ZM106 97V96H105ZM110 97V96H109ZM124 97V96H123ZM122 96L120 97V98H123ZM140 97V96H139ZM143 97V96H142ZM259 97V96H258ZM262 97V96H261ZM3 98V97H2ZM22 98V97H21ZM45 98V97H44ZM43 97H42V99H44ZM78 98V97H77ZM91 98H93L92 96H91ZM107 98V97H106ZM119 98V99H120ZM127 98V97H126ZM180 98V97H179ZM193 98H195V96L193 97ZM203 98V97H202ZM204 98H205V96H204ZM209 98H210V96H209ZM209 98H207V100L206 101H208L209 100ZM212 98V97H211ZM216 98H214V99H216ZM36 99V98H35ZM41 99V101H43ZM52 99V98H51ZM50 99V100H51ZM63 99H65V98H63ZM68 99H70V98H68ZM83 99V98H82ZM128 99V98H127ZM184 99V98H183ZM188 99V98H187ZM254 99V97L252 98V100ZM264 99V98H263ZM262 99V100H263ZM5 100V99H4ZM29 100H30V98H29ZM37 100V99H36ZM49 100V101H50ZM99 100V99H98ZM101 100H104V99H101ZM186 100V99H185ZM188 100H190V98L188 99ZM202 100V99H201ZM210 100H212V99H210ZM259 100V99H258ZM2 101V100H1ZM7 101V100H6ZM23 101L25 102L26 100H24L23 99ZM31 101H33V99H31ZM56 101V100H55ZM64 101V100H63ZM71 101V102H70ZM69 102L67 101V106H70V109L71 110H73L74 109V106H73V101L72 100H70ZM92 101V100H91ZM95 101H97V100H95ZM109 101H110V99H109ZM112 101V100H111ZM203 101V100H202ZM260 101H261V99H260ZM264 101V100H263ZM27 102V101H26ZM34 102V101H33ZM33 102H30V103H32V104H34ZM40 102V101H39ZM44 102L46 103V101L44 100ZM44 102H43V104H44ZM59 102V101H58ZM78 102V101H77ZM138 102V101H137ZM186 102V101H185ZM197 102V101H196ZM199 102V101H198ZM204 102H205V99H204ZM212 102H214V101H212ZM255 102V101H254ZM253 102V103H254ZM40 103H42V102H40ZM103 103V102H102ZM111 103V102H110ZM120 103V102H119ZM131 103V102H130ZM129 102H128V104H130ZM136 103V102H135ZM191 103H194L193 105H195V101L194 102H191ZM190 103V104H191ZM200 103H201V101H200ZM206 103V102H205ZM209 103V102H208ZM208 103L206 104V105H208ZM29 104V103H28ZM36 104H38L37 102H36ZM51 104V103H50ZM72 104V105H71ZM75 104V103H74ZM85 104V103H84ZM101 104V103H100ZM100 104H98V107H99V105ZM103 104H105V103H103ZM102 104V105H103ZM142 104V103H141ZM198 104V103H197ZM196 104V105H197ZM204 104V103H203ZM5 105H6V103H5ZM46 105H48V103L46 104ZM60 105H61V103H60ZM80 105V104H79ZM96 105V104H95ZM102 105L100 106V107H102ZM115 105V104H114ZM188 105V104H187ZM210 105V104H209ZM27 106V105H26ZM29 106V105H28ZM35 106V105H34ZM52 106V105H51ZM54 106H55V104H54ZM104 106V105H103ZM112 107H113V105H111ZM115 106H117V104L115 105ZM114 106V107H115ZM131 106H134L133 105V103H132V105ZM137 106V105H136ZM165 106H167L169 109H167L168 111H166V107ZM189 106V107H188ZM187 107V110H189V111H191V108H190V105H188ZM203 106V105H202ZM229 106H228V108H229ZM39 107H41V106H39ZM49 108H50V106H48ZM165 107V108H164ZM194 107V106H193ZM204 107V106H203ZM207 107V106H206ZM210 107V106H209ZM224 107V106H223ZM1 108V107H0ZM29 108V107H28ZM34 108H37L38 109V107H34ZM59 108V107H58ZM65 108H67V107H65ZM135 108H137V107H134V109ZM184 108H186V107H184ZM227 108V107H226ZM234 108V109H235ZM3 109V108H2ZM22 109V108H21ZM45 109V108H44ZM83 109V108H82ZM114 109V108H113ZM207 109H209V108H207ZM207 109H206V111H207ZM211 109H213V107L211 108ZM40 110V109H39ZM41 110H43V109H41ZM53 110H54V108H53ZM56 110V109H55ZM140 110V108H137V109H135V111H137L136 113H138L139 114V117H141L142 115L144 116V113H142L141 112V110ZM176 111V112H174V111ZM199 111L198 110V108L196 107V109L194 110V111ZM215 110H216V107H215ZM0 111H2V110H0ZM4 111V110H3ZM29 111H30V109H29ZM32 111V110H31ZM34 111H36V110H34ZM38 111V110H37ZM50 111H51V109H50ZM59 111H60V109H59ZM108 111V110H107ZM193 111V110H192ZM217 111V110H216ZM220 111V110H219ZM221 111H223V109L221 110ZM226 111H227V109H226ZM33 112V111H32ZM43 112V111H42ZM104 112V111H103ZM115 112V111H114ZM131 112H132V110H131ZM140 112V113H139ZM203 112V111H202ZM236 112V111H235ZM24 113V112H23ZM35 113V112H34ZM46 113V112H45ZM133 113H134V111H133ZM182 113H183V115H182ZM189 112H187V114H188ZM194 113V112H193ZM212 113V112H211ZM232 113V112H231ZM29 114H31V112H29ZM63 114V113H62ZM89 114V113H88ZM91 114V113H90ZM123 114V113H122ZM181 114V116H179ZM192 114V113H191ZM204 113H202L201 114V116L203 115ZM206 114H207V112H206ZM233 115H234V113H232ZM237 114V115H238ZM0 115H1V113H0ZM39 115H41V114H39ZM52 115H53V113H52ZM55 115V114H54ZM59 115H61V114H59ZM65 115H66V112H65ZM64 115V116H65ZM93 115V114H92ZM119 115V114H118ZM141 115V116H140ZM170 115V114H169ZM172 115V114H171ZM227 115V114H226ZM6 116V115H5ZM36 116V115H35ZM56 116V115H55ZM63 116V115H62ZM80 116V115H79ZM117 116V115H116ZM151 116V115H150ZM195 116H199V114H195ZM204 116V115H203ZM206 116V115H205ZM30 117V116H29ZM32 117V116H31ZM39 117V116H38ZM37 117V119H39ZM41 117H43V116H41ZM48 117V116H47ZM68 117V116H67ZM235 117V116H234ZM1 118V117H0ZM2 118H4V117H2ZM36 118V117H35ZM44 118V117H43ZM55 118V117H54ZM57 118V117H56ZM63 117H61V119H62ZM79 118V117H78ZM78 118H76V119H78ZM84 118V117H83ZM86 118H87V116H86ZM91 118V117H90ZM94 118H95V116H94ZM93 118V119H94ZM109 118V117H108ZM134 118V117H133ZM173 118V117H172ZM193 118H196V117H193ZM199 119H200V121H202V119H203V117H198ZM202 118V119H201ZM233 118V117H232ZM64 120H66V118H63ZM62 119V120H63ZM73 119V118H72ZM85 119V118H84ZM88 119H89V117H88ZM147 119H148V116H147ZM169 119H171V118H169ZM179 119V118H178ZM223 119H224V117H223ZM230 119V118H229ZM263 119V118H262ZM27 120V119H26ZM29 120V119H28ZM32 120H34V119H31L30 121L32 122ZM36 120V119H35ZM48 120V119H47ZM81 120H82V118H81ZM91 120V119H90ZM103 120H105V119H103ZM131 120H134V119H131ZM153 121H155V119L153 118L152 119ZM151 120V121H152ZM187 120V119H186ZM185 120V121H186ZM188 120H192V118H189ZM187 120V121H188ZM206 120V119H205ZM235 120V119H234ZM51 121V120H50ZM80 121V120H79ZM94 121V120H93ZM97 121H98V119H97ZM120 121V122H119ZM135 121V120H134ZM195 121H197V120H195ZM200 121H198L199 123H200ZM207 121V120H206ZM81 122V121H80ZM79 122V123H80ZM149 122H150V120H149ZM203 122H205V121H203ZM218 122H220V121H218ZM223 122H225V121H223ZM33 123V122H32ZM44 123V122H43ZM83 123H84V121H83ZM91 123H93V122H91ZM90 123V124H91ZM146 123H147V121H146ZM171 123V122H170ZM181 123V124H180ZM193 124L195 123L194 122V120H193V122H192ZM197 123V122H196ZM226 123V122H225ZM2 124V123H1ZM6 124V123H5ZM8 124H11V123H8ZM50 124V123H49ZM87 124V123H86ZM94 124V123H93ZM127 124V123H126ZM190 125L189 126H191V123H189ZM201 124V123H200ZM221 124V123H220ZM13 125V124H12ZM44 125V124H43ZM66 125V124H65ZM64 125V126H65ZM128 126H129V124H127ZM152 125V124H151ZM155 125V124H154ZM195 125V124H194ZM216 125L217 126H214L215 127V129H216V127H218V128H220L218 125H219V123L217 124L216 123ZM222 125V124H221ZM2 126V125H1ZM6 127V125H3V127ZM38 126V125H37ZM37 126H35V128H37ZM49 126V125H48ZM81 126V127H80ZM91 126V125H90ZM89 126V127H90ZM126 126V125H125ZM140 126H142V125H140ZM143 126H145V124L143 125ZM196 126H199L198 125V123L196 124ZM204 126V125H203ZM202 126V127H203ZM209 126H211V125H209ZM14 127V126H13ZM32 128H33V126H31ZM67 127V126H66ZM92 127H94V126H92ZM131 127H134V126H131ZM184 128H185V126H183ZM206 127H207V125H206ZM8 128V127H7ZM6 128V129H7ZM39 128V127H38ZM44 128H46V127H44ZM156 128V129H157ZM201 128V127H200ZM3 129V128H2ZM13 129V128H12ZM42 129V128H41ZM87 129H89V128H87ZM92 129V128H91ZM90 129V130H91ZM183 129V128H182ZM186 129L187 128H185V130L183 129L182 131H186ZM212 129H214V128H212ZM212 129H211V131H212ZM221 129V128H220ZM223 129V128H222ZM88 131V132H91V131ZM126 130V131H125ZM138 130V129H137ZM153 130H155V129H153ZM193 130V129H192ZM191 129H190V132L192 131ZM201 130H202V128H201ZM201 130L198 132V134L197 135H195V133H194V136L195 137H193L194 139L196 138L197 140H198V143H199V141H200V143H201V140L202 139H204V138H207L209 135H207V133L205 134H203L202 132H201ZM205 130H207V129H205ZM3 130H1L0 131V133L2 132ZM42 131V130H41ZM44 131V130H43ZM70 131V130H69ZM150 131V130H149ZM173 131V132H172ZM198 131V130H197ZM203 131V130H202ZM221 131V130H220ZM6 132V131H5ZM93 132V131H92ZM188 132V131H187ZM192 132H195V130H193ZM207 132V131H206ZM217 132H218V130H217ZM142 133V132H141ZM147 133V132H146ZM182 133V132H181ZM184 133H186V132H184ZM189 133V132H188ZM209 133V132H208ZM213 133V132H212ZM221 133V132H220ZM4 134V133H3ZM96 134V133H95ZM133 134V133H132ZM149 134V133H148ZM210 134V133H209ZM223 134V133H222ZM1 135V134H0ZM57 135H58V137H57ZM102 135V134H101ZM133 135H135V133L133 134ZM184 134L182 133V135L180 134V136H183ZM190 135V134H189ZM189 135H187L188 137H189ZM212 135V134H211ZM217 135V134H216ZM224 135V134H223ZM9 136V135H8ZM95 136V135H94ZM152 136V135H151ZM192 136H193V134H192ZM220 135H218V137H219ZM236 136L237 137H239V138H236ZM4 137V136H3ZM2 137V138H3ZM159 137V136H158ZM166 137V136H165ZM166 137V138H167ZM224 137V136H223ZM222 137V138H223ZM1 138V137H0ZM1 138V139H2ZM7 138V137H6ZM94 138V137H93ZM128 138H129V140H128ZM146 138V137H145ZM148 138V137H147ZM146 138V139H147ZM155 138H157L156 136H155ZM154 138V139H155ZM187 138V137H186ZM216 137L215 136H210V138L209 139H211L212 141H215L216 139H215ZM221 138V137H220ZM219 138V139H220ZM4 139V138H3ZM140 139H143V138H140ZM145 139V140H146ZM227 139V141H229ZM8 140V139H7ZM137 140V141H138ZM186 140V139H185ZM3 141V140H2ZM5 142L6 141H4V147H6L5 146ZM140 143H142L141 141H139ZM171 142V143H170ZM186 142V141H185ZM194 142V141H193ZM203 142V141H202ZM225 142V141H224ZM179 143H181V142H179ZM182 143H184V142H182ZM213 143V142H212ZM216 143H218V142H216ZM147 144V143H146ZM154 144H155V142H154ZM202 144H204V143H201V145ZM214 144H215V142H214ZM1 145V144H0ZM7 145V144H6ZM139 145V144H138ZM184 145V144H183ZM193 145V144H192ZM191 145V146H192ZM197 144H195V146H196ZM199 145V144H198ZM91 146V147H92ZM141 146H142V144H141ZM154 146V145H153ZM156 146V145H155ZM189 146V147H188ZM90 147V148H91ZM199 147H201L200 148V150H198V152L200 151L201 153L202 152H204V151H201V149H202V146H199ZM199 147L197 148L196 147V149H199ZM227 147V146H226ZM84 148V147H83ZM89 148V149H90ZM99 148V147H98ZM144 148H146V147H144ZM193 148H195V147H193ZM6 149V148H5ZM80 149V148H79ZM78 149V150H79ZM92 149V148H91ZM155 149V148H154ZM195 149V150H196ZM222 149V148H221ZM145 150V149H144ZM189 150H191V148L189 149ZM194 150V149H193ZM203 150H205L204 148H203ZM3 151V150H2ZM132 151V152H131ZM136 151V150H135ZM138 152H139V149L137 150ZM148 150H146L145 152H147ZM75 152V151H74ZM144 152V153H145ZM219 152H220V150H219ZM228 152H230V150H228ZM2 153V152H1ZM127 153H128V155H130V157L127 155ZM137 153V152H136ZM135 153V154H136ZM149 153V152H148ZM196 153V152H195ZM221 153V152H220ZM75 154V153H74ZM140 154V153H139ZM147 154V153H146ZM197 154V153H196ZM207 154V153H206ZM229 154V153H228ZM232 154V153H231ZM202 156V155H201ZM232 156V155H231ZM112 157H114L115 158V162L113 163V162H111V158ZM202 158V157H201ZM245 158V157H244ZM199 159H200V157H199ZM206 157H205V161H206ZM202 160H204V159H202ZM209 160V159H208ZM207 160V161H208ZM230 160V159H229ZM235 160H237L236 158H235ZM212 161V160H211ZM32 162V163H33ZM91 162H95L96 163V165L94 166V167H91L90 165H91ZM210 162V161H209ZM217 162V161H216ZM244 162V161H243ZM242 163V162H241ZM108 164H110V168H108ZM237 165V164H236ZM42 166H40V167H42ZM92 166H93V164H92ZM240 166V165H239ZM241 166H242V164H241ZM248 167V169L249 168H251V167ZM37 166H35V168H36ZM111 167H112V172H111ZM39 168V167H38ZM53 168H55V167H53ZM241 168V167H240ZM37 169V168H36ZM44 169V168H43ZM108 169H110V170H108ZM239 169V168H238ZM247 169V170H248ZM262 169H260V171L262 170ZM41 170V169H40ZM46 170V169H45ZM44 170V171H45ZM52 170V169H51ZM56 170V169H55ZM122 170V168L120 169V171ZM251 170V169H250ZM249 170V171H250ZM26 171V170H25ZM36 172H37V170H35ZM53 171V170H52ZM214 171V170H213ZM43 172V171H42ZM210 172H211V170H210ZM240 172H241V170H240ZM46 173V172H45ZM56 173V172H55ZM54 173V174H55ZM246 173V172H245ZM248 173V172H247ZM262 173H264V172H262ZM34 174H36V173H34ZM38 174H39V172H38ZM43 174V173H42ZM53 174V175H54ZM214 175H215V173H213ZM240 174V173H239ZM243 174V173H242ZM249 174V173H248ZM29 175H30V173H29ZM33 175V174H32ZM237 175H238V173H237ZM241 175V174H240ZM247 175V174H246ZM26 176V175H25ZM37 176V175H36ZM39 176V175H38ZM40 176H42V175H40ZM37 177L38 179H40L41 177ZM49 176V175H48ZM213 176V175H212ZM219 176V175H218ZM242 176V175H241ZM24 177V176H23ZM210 177V176H209ZM240 177V176H239ZM244 177V176H243ZM245 177H247V176H245ZM261 177V176H260ZM44 178H46V177H44ZM44 178H42L43 180H44ZM49 178V177H48ZM56 178V177H55ZM219 178V177H218ZM24 179V178H23ZM27 179H29V178H27ZM26 179V180H27ZM211 179V178H210ZM43 180H41V181H43ZM48 180V179H47ZM59 180V179H58ZM105 180V179H104ZM158 180H161V182L163 181V183H164V185H166V186H168V188L169 187H174V190H172L173 191V194H172V196H174V200L175 201H171V203L168 201V199H166L167 197H166V195H165V193H166V191H164V189L162 188V186L163 185H161V187L159 188V190L156 188L155 189V185L157 184V181ZM236 180V179H235ZM24 181H25V179H24ZM28 181V180H27ZM40 181V182H41ZM155 182L156 181V183H155V185L153 186V184L154 183H152V182ZM220 181V180H219ZM226 181V180H225ZM26 182V181H25ZM54 182V181H53ZM160 182V181H159ZM158 182V183H159ZM237 182V181H236ZM34 183V182H33ZM104 183V182H103ZM102 183V184H103ZM126 183V184H127ZM220 183V182H219ZM92 184V185H93ZM120 184V183H119ZM231 184H233L234 185V183H231ZM31 185V184H30ZM48 185V184H47ZM118 185V184H117ZM232 185V186H233ZM32 186V185H31ZM116 186V185H115ZM121 186V185H120ZM214 186V185H213ZM212 186V187H213ZM215 186H216V183H215ZM225 186V187H224ZM227 186H231V185H227ZM26 187H28V185H26ZM55 187V186H54ZM110 187V186H109ZM114 187V186H113ZM165 187V186H164ZM237 187V186H236ZM37 188H38V186H37ZM59 188V187H58ZM106 188V187H105ZM117 188H119V187H117ZM167 188V189H168ZM107 189H111V188H107ZM120 189V188H119ZM229 190H230V188H228ZM45 190H47V189H45ZM123 190V189H122ZM121 190V191H122ZM229 190H227V193H228V191ZM234 190V189H233ZM233 190H232V193H233ZM27 191V190H26ZM25 191V192H26ZM111 191V190H110ZM117 191V190H116ZM168 191V190H167ZM170 191V190H169ZM168 191V192H169ZM26 193H28V192H26ZM125 193V192H124ZM123 193V194H124ZM172 193V192H171ZM236 193V192H235ZM254 193V192H253ZM64 194L65 193H63V192H60V190H47L46 191V202L50 205V210L52 211V209H56V208H58L59 207V205H61V200H63V202H64V204L65 205H68L67 207H69L70 206V204H71V202H72V198L68 195V194H65V196H66V198L64 197ZM70 194V193H69ZM115 194V193H114ZM216 194V195H217ZM28 195V194H27ZM37 195V194H36ZM35 195V196H36ZM38 195H40L41 196V194H38ZM125 195V194H124ZM124 195H123V197H124ZM229 196H231V194H228ZM245 195H247V194H245ZM253 195V194H252ZM258 195V194H257ZM44 196V195H43ZM112 196H114L115 197V195H112ZM222 196V195H221ZM224 196H226V195H224ZM37 197H39V196H37ZM117 197V196H116ZM125 197H126V195H125ZM124 197V198H125ZM128 197H129V195H128ZM127 197V198H128ZM99 198V197H98ZM111 198V197H110ZM109 198V199H110ZM126 198V199H127ZM169 198H170V196H169ZM217 198H218V196H217ZM258 198V197H257ZM42 199H44V197L42 198ZM76 199L77 198H75V202H76ZM79 199H81V198H79ZM113 199H115V198H113ZM113 199H110V200H113ZM123 199V198H122ZM234 199V200H233ZM38 200V199H37ZM95 200V199H94ZM131 200V199H130ZM171 200V199H170ZM26 201H28V200H26ZM35 201V200H34ZM44 201H45V199H44ZM124 201H126V200H124ZM128 201H129V199H128ZM222 201V202H221ZM25 202V201H24ZM42 202V201H41ZM93 202V201H92ZM102 202V201H101ZM112 202V201H111ZM117 202V201H116ZM95 203V202H94ZM123 203V202H122ZM128 203V202H127ZM132 203V202H131ZM13 204V203H12ZM21 204H22V202H21ZM63 204V205H64ZM90 204H92V203H90ZM109 204V203H108ZM107 204V205H108ZM114 204V203H113ZM112 204V205H113ZM74 205H75V203H74ZM106 205V206H107ZM168 205H170L171 207L173 206L174 207V209L176 210V212H173V211H170L169 210V207H168ZM259 205V204H258ZM263 205V204H262ZM261 205V206H262ZM40 206V205H39ZM31 207V206H30ZM40 207H42V206H40ZM103 207V206H102ZM137 207V206H136ZM262 207H264V205L262 206ZM110 208V207H109ZM33 209V208H32ZM76 209V208H75ZM114 209V208H113ZM137 209V208H136ZM171 209V208H170ZM173 209V208H172ZM171 209V210H172ZM7 210V209H6ZM34 210H36V209H34ZM9 211V210H8ZM7 211V212H8ZM29 211H31V209L29 210V208H27L26 207V209H25V212H24V214L26 215V214H28V213H30ZM45 211V210H44ZM69 211H71V209L69 208ZM86 211V210H85ZM27 212V213H26ZM35 212H37V211H35ZM68 211H67V209L65 210V208H64V210H62V209H59L56 213H58V221L57 222H55V223H53V224H49L47 221H46V215H45V213L44 212H39V214L38 213H36V214H38V215H36L35 214V216H34V218H31V220H28V221H25L24 222V220L25 219H23V218H25V215H23V213H22V210H21V212H20V214L16 217H11L9 220H7L6 219V221H5V219L3 220L1 217H0V225L1 224H3V225H7V226H12L11 225V223H15V224H17V225H24V228H28L29 227V231H32L33 233H34V235H36L35 237L37 238H39V240H40V243H42V242H47V240L51 237V235L54 233V231L57 229V228H59V227H61V226H63L64 228H69V223H66L65 221H64V218H63V216L65 215V213H67ZM81 212H84V211H80V209H78L77 208V210H75V211H71L70 212V215H72L73 213L75 214V215H80V213ZM180 212V213H179ZM33 213V212H32ZM32 213H30V214H32ZM68 214V213H67ZM66 214V216H68ZM81 214H83V213H81ZM137 214V213H136ZM186 214H188V216L186 215ZM3 215H5V213L3 214ZM11 215V214H10ZM69 215V216H70ZM138 215V214H137ZM139 215H140V213H139ZM174 215V216H173ZM176 215V216H175ZM183 217H186L187 219H185L184 221H182L183 219H182V216ZM211 215H213L214 217H211ZM22 216H24L23 218H22ZM134 216V215H133ZM141 216V215H140ZM153 216V217H152ZM172 216H173V218L175 219V222H176V224L177 225H175L174 226V228H172L173 230L172 231H174V233H170V235H168L167 233H166V228H168L169 229V227H171V226H169V227H167V225L171 222V218H172ZM5 217V216H4ZM33 217V216H32ZM72 217V216H71ZM82 217V216H81ZM138 217V216H137ZM7 218V217H6ZM76 218V217H75ZM131 218V217H130ZM172 218V219H173ZM264 218V217H263ZM133 219H135V218H133ZM128 220V219H127ZM126 220V221H127ZM141 220V219H140ZM139 220V221H140ZM4 221V222H3ZM67 221V220H66ZM20 223V224H19ZM137 223V222H136ZM140 223V222H139ZM124 224V223H123ZM263 224V223H262ZM55 225H57V226H59V227H55L54 228V226ZM125 225V224H124ZM264 225V224H263ZM122 226V225H121ZM128 226V225H127ZM4 227V226H3ZM15 227V226H14ZM124 227L125 226H123L122 228L124 229ZM121 229V228H120ZM168 229H167V231H168ZM187 229V230H186ZM2 229H1V226H0V231H1ZM122 230V229H121ZM123 231V230H122ZM14 232V231H13ZM189 232V233H188ZM261 233V234H262ZM27 234V233H26ZM32 234V233H31ZM171 234H173L174 235V237L171 235ZM258 234V233H257ZM260 234V233H259ZM260 234V235H261ZM28 235V234H27ZM168 235V236H167ZM263 235V237H264V234H262ZM261 235V236H262ZM29 236V235H28ZM169 236H172L173 238H175V240H172L171 239V237H170V239L168 238ZM230 236V237H231ZM127 237V238H128ZM193 237V238H194ZM257 237V236H256ZM262 237V238H263ZM29 238V237H28ZM192 238V237H191ZM211 238V239H210ZM223 237H221L220 238V240L222 239ZM242 238V239H241ZM259 238H261V237H259ZM18 239V238H17ZM219 239V238H218ZM190 240V239H189ZM213 240V239H212ZM215 240V239H214ZM214 240L212 241V242H214ZM188 241V240H187ZM243 241V242H244ZM252 241V240H251ZM250 241V242H251ZM253 241H254V239H253ZM193 242V241H192ZM191 242V243H192ZM35 243V242H34ZM148 244V245H145V244ZM190 243V244H191ZM194 243V244H195ZM248 243V242H247ZM189 244V243H188ZM216 244V243H215ZM249 244V243H248ZM254 244H255V242H254ZM187 245V244H186ZM185 245V246H186ZM211 245V244H210ZM251 245V244H250ZM193 246V245H192ZM192 246H187L186 247V250H185V247H184V254L186 255V254H188V255H190V254H193V247ZM195 246V245H194ZM212 246V245H211ZM254 246V245H253ZM253 246H251V247H253ZM258 246V245H257ZM261 246V245H260ZM259 246V247H260ZM30 247V246H29ZM84 247V246H83ZM126 247V246H125ZM203 247H204V249H205V246L203 245ZM202 247V248H203ZM209 247V246H208ZM249 247V246H248ZM250 247V248H251ZM256 247V246H255ZM28 248V247H27ZM30 248H32V247H30ZM29 248V249H30ZM206 248H207V246H206ZM250 248H248V249H250ZM258 247H256V249H257ZM264 248V247H263ZM7 249H9V248H7ZM13 249V248H12ZM20 249V248H19ZM28 249V250H29ZM33 251H32V253H30V252H25L26 254L24 255L23 253H22V249L19 251L18 250V248L17 249H14V251L13 250H11V251H13V253L12 254H9V252H8V256H6L4 259H2L1 260V264H31L32 262H33V260L36 258V256H37V254L39 253V251H40V249H42V247H41V245L39 246V247H37V246H33ZM164 249L162 250V251H164ZM169 249V248H168ZM167 249V250H168ZM254 249V248H253ZM32 250V249H31ZM122 250V249H121ZM158 250V249H157ZM160 250V249H159ZM177 250V251H178ZM200 250V249H199ZM252 250V249H251ZM263 251H264V249H262ZM24 251V250H23ZM125 251V250H124ZM124 251H123V253H124ZM162 251H160V253L162 252ZM166 251V250H165ZM172 251H175V250H172ZM176 251V252H177ZM208 251V250H207ZM253 251H255V250H253ZM259 251V250H258ZM262 251V252H263ZM79 252V251H78ZM83 252V251H82ZM212 252H214V251H212ZM216 252V251H215ZM88 253H91V254H96V255H98L99 256V254H97V246H95V247H91L90 249H88ZM122 253V252H121ZM130 253V252H129ZM160 253H158V254H160ZM171 252H169V254H170ZM205 253V252H204ZM241 253V252H240ZM242 253H244V252H242ZM241 253V254H242ZM258 253V252H257ZM264 253V252H263ZM125 254V253H124ZM172 254V253H171ZM176 255L178 254V252L177 253H175ZM197 254V253H196ZM214 254V253H213ZM236 254H237V252H236ZM247 254H248V252H247ZM135 255V256H136ZM166 255V254H165ZM174 255V254H173ZM235 255V254H234ZM246 255V254H245ZM255 255V254H254ZM264 255V254H263ZM77 256V255H76ZM97 256V257H98ZM122 256V255H121ZM184 256V255H183ZM191 256V255H190ZM189 256V257H190ZM247 256V255H246ZM103 257V255H102V253L100 254V256L97 258L98 260H100V258H102ZM113 258H115V259H117L116 258V256L114 255V256H112ZM164 257V256H163ZM168 257H170V256H168ZM175 257H177V256H175ZM239 257V256H238ZM240 257H241V255H240ZM248 257V256H247ZM251 257V256H250ZM250 257H248V258H250ZM76 259H74L73 261H77V259H78V261L76 262V264H81L80 262H83L82 260H80V258H78V257H75ZM120 258V257H119ZM165 258V257H164ZM163 258V259H164ZM194 258H196V257H194ZM232 258H235V257H232ZM254 258V257H253ZM94 259V258H93ZM123 259V258H122ZM129 259V258H128ZM158 259H159V256H158ZM170 258H168V260H169ZM184 259V258H183ZM188 259V258H187ZM192 259H193V257H192ZM197 259H198V264H207V262H209V260H208V258L205 256V255H202V254H200L199 256H197ZM213 259V258H212ZM256 259V258H255ZM95 260H96V258H95ZM102 260V259H101ZM156 260V259H155ZM178 260V259H177ZM195 260V259H194ZM228 260V259H227ZM232 260V259H231ZM243 260V259H242ZM261 260V259H260ZM73 261H71L69 264H75ZM97 261V260H96ZM104 261V260H103ZM117 261H118V259H117ZM156 261H159V260H156ZM166 261V260H165ZM171 261V260H170ZM197 261V260H196ZM210 261H212V260H210ZM109 262V261H108ZM134 262V261H133ZM164 262V261H163ZM167 262V261H166ZM178 262V261H177ZM176 262V263H177ZM185 262H186V260H185ZM187 262H188V260H187ZM186 262V263H187ZM190 262V261H189ZM215 262V261H214ZM260 262H262V261H260ZM84 263V262H83ZM159 264H160V261L158 262ZM174 263H175V261H174ZM233 263V262H232ZM231 263V264H232ZM235 263V262H234ZM243 263H245V262H243ZM247 263V262H246ZM252 263V262H251ZM257 263V262H256ZM259 263V262H258ZM257 263V264H258ZM84 264H96V263H94V261H86ZM97 264H103L102 262H98ZM105 264V263H104ZM107 264H116V262L114 261V262H112L111 261V263H107ZM125 264V263H124ZM139 264V263H138ZM161 264H162V262H161ZM165 264V263H164ZM169 264V263H168ZM177 264H180L179 262L177 263ZM214 264V263H213ZM228 264V263H227Z\"/></svg>",
    "mask_w": 264,
    "mask_h": 264
},
{
    "label": "clouds",
    "instance_id": "obj_3",
    "mask_svg": "<svg viewBox=\"0 0 264 264\" xmlns=\"http://www.w3.org/2000/svg\"><path fill=\"white\" fill-rule=\"evenodd\" d=\"M56 160L57 178L61 181L60 192L74 193L81 199H91L90 182L91 177L84 166L77 159Z\"/></svg>",
    "mask_w": 264,
    "mask_h": 264
},
{
    "label": "crops",
    "instance_id": "obj_4",
    "mask_svg": "<svg viewBox=\"0 0 264 264\" xmlns=\"http://www.w3.org/2000/svg\"><path fill=\"white\" fill-rule=\"evenodd\" d=\"M102 248H103V246H99V247H97V250L98 251H101L102 250ZM50 250H51V252L53 251V248L51 247L50 248ZM55 252V251H54ZM54 257V256H53ZM55 257H59V259H67L68 257H69V247H68V243H67V241L66 240H63V239H61L60 241H59V248H58V251L57 252H55ZM56 259V258H55ZM56 262V261H55ZM53 263H54V261H53ZM33 264V263H32ZM38 264H45V261H41V262H39ZM67 264H69V263H67Z\"/></svg>",
    "mask_w": 264,
    "mask_h": 264
},
{
    "label": "built area",
    "instance_id": "obj_5",
    "mask_svg": "<svg viewBox=\"0 0 264 264\" xmlns=\"http://www.w3.org/2000/svg\"><path fill=\"white\" fill-rule=\"evenodd\" d=\"M0 235H1V232H0ZM13 238L16 240L17 236H14ZM7 250L8 249L6 248L5 244L3 242L0 243V264H1V260L4 259L6 256H8ZM111 252H113V247L109 246L104 253L109 254Z\"/></svg>",
    "mask_w": 264,
    "mask_h": 264
}]
</instances>
